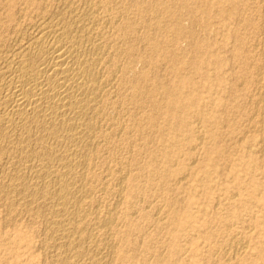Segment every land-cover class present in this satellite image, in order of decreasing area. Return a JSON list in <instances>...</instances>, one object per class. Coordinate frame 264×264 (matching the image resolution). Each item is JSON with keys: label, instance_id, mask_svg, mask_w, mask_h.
Masks as SVG:
<instances>
[{"label": "bare ground", "instance_id": "1", "mask_svg": "<svg viewBox=\"0 0 264 264\" xmlns=\"http://www.w3.org/2000/svg\"><path fill=\"white\" fill-rule=\"evenodd\" d=\"M9 1V0H7ZM12 2V0H10ZM22 1V6L20 5L19 7V12L20 14H18L20 17H24L27 16L29 11H35L36 12V16H35V20L33 22V24H4L0 23V207L2 206L3 208V215L4 217L2 220L5 219V222L11 221L12 219H15L16 215H20L21 213H25V215H27V217L32 218V219H39L42 220L41 223L44 224V226H42V228H44V249L45 251H47V253H49L48 255H50L49 262L48 264H114V255H115V246L118 248L120 245V243L117 245V243L115 244V236L113 235V233L115 232V226H116V222L118 223L119 221L117 220V218L119 219L120 216L122 215H118V211L120 208L122 209L123 205L121 204V206H118V201L114 200L112 202H114V204L106 211H101L100 208L98 210V207H100V201L97 199H94L93 197V187H95V184H98L100 181V178H102L103 176L100 177L101 171L98 170L97 171V166L101 163H106L108 160V155L107 154H111L109 153V149L108 153L105 155L103 152V155L101 154L102 150H105L104 152H106V148L108 149V142L109 140L111 141V139L115 136H118L117 134H119L118 131H120L119 129H121L123 131V129L126 127L127 124V128H129V130H126L130 133V127L128 125H132L134 119L133 116L134 114L130 116L127 115V112H130L128 110L129 107H138L137 110H139V108L141 109H145L149 107V103H150V98L154 97L155 94L151 95V92H149V89L147 90V87H149V83L148 86H146V77L143 75L134 77V76H126L127 73L128 75H130L129 71L132 70V65L134 63L133 58L135 56L132 57L133 51H134V44H132L133 42H135V38L139 36L138 34L135 35L134 39L133 37L129 34V31L132 32V30H126L127 28H133V25L131 24V26L126 28V25H121V23L119 22V24H114V22L112 21V19L110 21L109 20H103L99 15L98 12L101 11V9H103L102 7L104 6V0H20ZM19 1V2H20ZM107 1V0H106ZM105 1V2H106ZM112 1V0H111ZM116 1V0H115ZM126 1V0H125ZM130 1V0H129ZM127 1V2H129ZM132 1V0H131ZM136 1V0H135ZM210 1V0H209ZM247 1V0H246ZM253 1V0H251ZM259 1V0H258ZM264 1V0H263ZM110 2V1H108ZM114 2V1H113ZM112 2V3H113ZM123 2V1H122ZM138 2V0L136 1ZM144 2V1H143ZM142 2V3H143ZM174 2V1H173ZM257 2V0H255V3ZM1 4H4L6 6V9H11L12 5H14V3L11 4H7L9 2L6 3V1L4 0H0ZM111 3V5H112ZM124 3V2H123ZM131 3V2H130ZM148 3V2H147ZM164 3V2H163ZM167 3V2H165ZM241 3V2H240ZM252 3V2H251ZM135 4V2L133 3ZM137 4V3H136ZM138 4H140L138 2ZM175 4V3H174ZM179 4V2H178ZM211 5V3H209ZM243 4V3H242ZM250 4V3H249ZM257 4V3H256ZM3 5V6H4ZM17 5V2H16ZM19 5V3H18ZM108 5V3H107ZM120 5V4H119ZM125 5V4H124ZM127 5V4H126ZM143 5V4H142ZM146 5V4H145ZM168 5V3H167ZM194 5V4H193ZM220 5V4H219ZM239 5V4H238ZM250 5H254V3L250 4ZM264 5V4H263ZM262 5V6H263ZM2 6V5H1ZM106 6V5H105ZM129 6V5H127ZM131 6V5H130ZM135 5L131 6L132 8ZM138 6V5H136ZM169 6V5H168ZM175 8V5H173ZM177 6V5H176ZM205 6V5H202ZM256 6V5H255ZM259 6L260 3H259ZM107 7V6H106ZM105 7V8H106ZM120 7V6H119ZM126 7V6H124ZM130 7V8H131ZM138 7H141V5H139ZM144 7V5H143ZM142 7V8H143ZM163 7V6H162ZM208 7V6H207ZM15 8V7H14ZM13 8V9H14ZM110 8V6H109ZM108 8V9H109ZM123 8V7H122ZM141 8V11H142ZM156 8V7H155ZM165 8V7H164ZM197 8V7H196ZM195 8V9H196ZM201 8V7H200ZM244 8V7H241ZM249 8V7H248ZM248 8L246 9V11L248 10ZM251 8V7H250ZM253 8V7H252ZM258 8V5H257ZM1 9V8H0ZM5 9V7L3 8ZM136 9V8H135ZM173 9V8H170ZM169 9V10H170ZM179 9V8H178ZM254 9V8H253ZM261 9V8H260ZM262 17L261 20L263 18L264 21V6L262 7ZM107 10V9H106ZM112 10V9H110ZM117 10V9H116ZM127 10V8L125 9ZM131 10V9H130ZM163 10V9H162ZM168 10V9H167ZM167 10H163V11H167ZM168 10V11H169ZM202 10V8H201ZM205 10V9H204ZM203 10V11H204ZM242 12L243 9H241ZM240 10V11H241ZM257 10V9H255ZM259 10V9H258ZM12 11V10H11ZM113 11H115L113 9ZM121 11V9H120ZM120 11H115L116 14L118 12V14L120 13ZM124 11V9H123ZM140 11V10H139ZM174 12L176 10H173ZM203 11H200L201 14ZM239 11V12H240ZM1 12V11H0ZM9 12V11H8ZM13 12V11H12ZM107 12V11H106ZM125 12V11H124ZM123 12V13H124ZM135 12V11H134ZM172 12V11H171ZM170 12V13H171ZM173 12V13H174ZM193 12V11H192ZM249 12V11H248ZM257 12V11H255ZM260 12V11H259ZM258 12V14H259ZM5 13V11H4ZM3 13V14H4ZM17 13V12H16ZM33 15V12H31ZM114 13V12H113ZM122 13V12H121ZM126 13V12H125ZM145 13V12H144ZM167 13V12H166ZM179 13V12H178ZM205 13V11L203 12ZM237 13V12H236ZM241 13V12H240ZM7 14V11H6ZM30 14V13H29ZM103 14V13H102ZM127 14V13H126ZM140 14V13H139ZM163 14V13H162ZM165 14V12H164ZM168 14V13H167ZM166 14V15H167ZM194 14V13H192ZM243 14V13H242ZM246 13H244L245 16ZM109 15V14H108ZM121 16L123 14H120ZM133 15V14H131ZM150 15V14H149ZM161 15V14H160ZM173 15V14H171ZM200 15V14H199ZM204 15V14H203ZM210 15V14H209ZM214 15V14H213ZM241 15V14H240ZM239 15V16H240ZM257 14H255L256 16ZM3 16V15H2ZM9 19H10V13H9ZM119 16V17H121ZM137 16V14L135 15ZM134 16V17H135ZM145 16V15H143ZM156 16V15H155ZM217 16V15H216ZM214 16V17H216ZM232 16V15H231ZM238 16V17H239ZM253 16V15H252ZM7 17V16H6ZM6 17H4V19H6ZM14 17V16H13ZM109 17V16H108ZM118 17V16H117ZM124 17V16H123ZM131 17V16H130ZM133 17V18H134ZM149 17V16H148ZM152 17V16H151ZM168 17V16H167ZM236 17V16H235ZM242 17V15H241ZM12 18V16H11ZM15 18V17H14ZM12 18V21L13 19ZM106 18V17H105ZM116 18V16L114 17ZM136 18V17H135ZM134 18V20H136ZM155 18V17H154ZM158 18V17H157ZM171 18V16H170ZM240 18V17H239ZM238 18V19H239ZM247 18V17H246ZM250 18V17H249ZM257 18V17H256ZM34 19V18H33ZM117 19V18H116ZM121 19V18H120ZM127 19V18H126ZM126 19L124 18L125 22ZM144 19V18H143ZM151 19V18H150ZM166 19V18H165ZM179 19V18H177ZM199 19V17H198ZM202 19V18H201ZM204 19V17H203ZM207 19V17H206ZM217 19V18H216ZM252 19V18H250ZM255 19V18H253ZM252 19L253 22H255ZM259 18H257L258 20ZM15 20V19H14ZM25 20V19H24ZM123 20V19H122ZM123 20V21H124ZM139 20V19H138ZM154 20V19H153ZM172 20V18H171ZM180 20V19H179ZM178 20V21H179ZM237 20V19H236ZM243 20V19H241ZM241 20L239 19V21L241 22ZM248 20V19H247ZM256 20V21H257ZM7 21V19L5 20ZM9 21V20H8ZM11 21V20H10ZM9 21V22H10ZM11 21V22H12ZM27 21V20H26ZM115 21V20H114ZM118 21V20H117ZM131 21V20H130ZM146 21V20H145ZM181 21V20H180ZM201 21V20H200ZM204 21V20H203ZM207 20H205L206 22ZM250 21V20H249ZM248 21V22H249ZM2 22V21H0ZM6 22V23H9ZM113 22V23H112ZM137 22V21H136ZM159 22V21H158ZM158 22H157V26H158ZM167 22V21H166ZM170 22V21H169ZM174 22V21H173ZM171 22V23H173ZM182 22V21H181ZM198 22V21H197ZM14 23V21H13ZM24 23V22H23ZM31 23V22H30ZM118 23V22H117ZM138 23V22H137ZM146 23V22H145ZM150 25L151 22H149ZM155 23V22H154ZM168 23V22H167ZM251 23V21H250ZM249 23V24H250ZM162 24V23H161ZM180 24V23H179ZM260 24V23H259ZM140 24H138L139 26ZM143 25V24H141ZM148 25V24H147ZM150 25L148 27H150ZM155 25V24H154ZM153 25V27H155ZM170 25V24H169ZM193 25V24H192ZM208 24H206L207 26ZM253 25V24H252ZM125 26V27H124ZM136 26V27H138ZM146 27V24L144 25ZM143 26V28H145ZM164 26V24H163ZM166 26V25H165ZM174 26V25H173ZM179 26V25H178ZM177 26V27H178ZM240 26V24H239ZM248 26V23H247ZM251 26V24H250ZM185 27V26H184ZM261 27V25H260ZM147 28V27H146ZM162 28V27H161ZM166 28V27H163ZM162 28V29H163ZM179 28V27H178ZM210 28V27H209ZM239 28V27H238ZM247 28V27H246ZM252 28V27H251ZM152 29V27H151ZM161 29V31H162ZM168 29V28H166ZM163 29V30H166ZM171 29V27H170ZM168 29V30H170ZM175 29V28H174ZM181 29V28H180ZM187 29V28H186ZM253 29V28H252ZM251 29V30H252ZM134 30V29H133ZM136 30V29H135ZM148 30V29H147ZM154 30V29H153ZM152 30V32H153ZM158 30V29H157ZM173 30V29H172ZM177 30V28L175 29ZM192 30V29H190ZM260 30V29H258ZM128 31V32H127ZM138 31V30H137ZM145 31V30H144ZM156 31V30H155ZM155 31L153 33H155ZM174 31V30H173ZM249 31V30H248ZM253 31V30H252ZM255 31V30H254ZM149 32V31H147ZM146 32V34H147ZM180 33V31H177ZM250 32V31H249ZM133 33H137L134 32ZM141 33V32H140ZM160 33V32H159ZM175 33V32H174ZM173 33V34H174ZM185 32H183L184 34ZM192 33V32H191ZM238 33V31H237ZM245 33V32H243ZM253 33V32H252ZM257 33V32H256ZM129 34V36H128ZM145 34V35H146ZM150 34V32L148 33ZM233 34V33H232ZM236 34V33H235ZM251 34V33H249ZM248 34V35H249ZM255 34V33H254ZM133 35V34H132ZM160 35V34H159ZM237 35V34H236ZM247 35V34H246ZM258 35V33L256 34ZM143 38H144V34H142ZM156 37V35H154ZM154 36L152 35L151 37L154 38ZM191 36V34H190ZM233 36V35H232ZM238 36V35H237ZM245 36V35H244ZM141 37V36H140ZM148 37V36H147ZM178 37V36H177ZM231 37V36H230ZM235 37V36H234ZM252 37H255L252 36ZM257 37V36H256ZM260 37L258 40V51L257 54L260 56V58H258L259 60L254 61V72H252V76L251 74L249 75L251 78V86H253V94H251L252 97H250V108H249V112L248 113L249 117L251 119H254L253 117H256V120L254 119L253 122V127L255 128V130L258 132L257 134H259L260 136V141H261V147L259 148V152L257 150L258 153L262 154V158L264 157V22L262 24L261 30H260ZM142 38V37H141ZM146 38V36H145ZM144 38V39H145ZM158 38V37H157ZM161 38V37H160ZM242 38V37H241ZM246 38V37H245ZM251 38V37H250ZM140 39V38H139ZM149 39V37L147 38V40ZM168 40H172V38H166ZM236 39V37H235ZM244 38H242L243 40ZM146 40V41H147ZM158 40V39H157ZM163 42L164 39L162 37ZM175 41H177L176 39H174ZM254 40V39H253ZM257 40V39H256ZM140 41V40H138ZM145 41V40H143ZM150 41L151 44V40ZM174 41V42H175ZM249 41V40H248ZM250 41H252L250 39ZM174 42L173 45H174ZM240 42V41H239ZM246 42V41H245ZM256 42V41H255ZM137 43V41H136ZM140 43V42H139ZM146 43V42H145ZM148 43V42H147ZM154 43V41H153ZM161 42H159L160 44ZM166 43V41L164 42ZM167 43L169 44V42L167 41ZM171 43V45H172ZM176 43V42H175ZM200 43V42H199ZM198 43V44H199ZM234 43V42H233ZM237 43V42H236ZM254 43V42H253ZM252 43V44H253ZM257 43V42H256ZM139 45V44H138ZM141 45V44H140ZM152 45V44H151ZM156 45V43H155ZM158 45V44H157ZM164 44L161 43L162 46ZM172 45V46H173ZM146 46V45H145ZM144 46V47H145ZM195 47V45H193ZM198 46V45H197ZM238 46V44H237ZM236 46V47H237ZM251 46V44L249 45ZM257 46V45H256ZM140 47V46H139ZM169 48L173 49V47L168 46ZM166 47V48H168ZM248 47V46H247ZM253 47V46H252ZM136 48V47H135ZM147 48V47H145ZM150 48V47H148ZM152 48V47H151ZM156 48V47H155ZM154 48V49H155ZM165 49V47H163ZM168 48V49H169ZM174 48L175 45H174ZM249 48V47H248ZM254 48V47H253ZM142 49V48H141ZM153 49V48H152ZM159 49L160 48H156ZM168 52H170V50ZM144 50V49H143ZM162 50V49H161ZM160 50V51H161ZM166 50V49H165ZM231 50V49H230ZM256 51V49H253ZM141 51V50H140ZM147 51V50H146ZM145 51V52H146ZM153 51V50H152ZM164 51V50H163ZM175 51H178L175 49ZM174 51V52H175ZM198 51V50H197ZM138 52V49H137ZM136 52V53H137ZM145 52H140L141 53H145ZM148 52V51H147ZM156 52V51H155ZM159 52V51H158ZM157 52V53H158ZM171 52L174 55V52L171 50ZM232 52V50H231ZM246 52V51H245ZM139 53V52H138ZM137 53V54H138ZM149 53V52H148ZM150 52V56H151ZM177 53V52H176ZM175 53V55H176ZM251 53V51H250ZM147 54V53H145ZM163 54V53H162ZM166 54V53H165ZM164 54V55H165ZM169 54V53H168ZM181 54V51H180ZM179 54V56H180ZM256 54V53H255ZM253 52L254 55V59L256 58V55ZM134 55V54H133ZM159 55V53H158ZM161 55V54H160ZM172 55V56H173ZM252 55V54H250ZM249 55V56H250ZM141 56V55H139ZM155 56V55H153ZM171 56V55H169ZM167 56V58L169 57ZM178 56V58H179ZM121 57H125L123 60L124 61H120V59H122ZM144 57V56H143ZM147 57V56H146ZM158 57V56H157ZM177 57V56H176ZM258 57V56H257ZM141 57H139V59H141ZM154 57H152L153 59ZM161 58V57H160ZM163 58V55H162ZM161 58V59H162ZM166 58V56H165ZM173 58V57H171ZM249 58V57H248ZM247 58V60H248ZM136 60H139L137 58H135ZM144 59H146L144 57ZM170 59V57L168 58ZM197 59V58H196ZM239 58H237L238 60ZM257 59V58H256ZM143 60V59H141ZM147 60V59H146ZM141 61V64L143 65L144 61ZM155 60V59H153ZM164 60V59H163ZM162 60V61H163ZM181 61H183L182 59H180ZM241 60V59H240ZM253 60V59H251ZM157 61V60H156ZM161 61V60H159ZM157 61V62H159ZM167 61L168 64H170V60H164ZM192 61V60H191ZM137 62V61H136ZM143 62V63H142ZM173 62V61H172ZM171 62V63H172ZM175 62V60H174ZM178 62V61H177ZM198 62V61H197ZM232 62V61H231ZM237 63H239L238 61H236ZM242 62V61H240ZM245 62L247 63L248 61ZM250 62V61H249ZM252 62V61H251ZM146 66H148L149 64L148 61L145 62ZM151 63V62H150ZM159 65H163L164 63L159 62ZM176 63V62H175ZM174 63V64H175ZM179 63V62H178ZM177 63V64H178ZM193 63V62H192ZM236 63V64H237ZM135 66L137 63H134ZM139 64V63H138ZM140 64V65H141ZM152 64V63H151ZM155 63H153L154 65ZM158 65V63H156ZM155 64V66H157ZM166 64V63H165ZM183 64V63H182ZM232 64V63H231ZM235 64V63H234ZM235 64V65H236ZM243 64V63H242ZM241 64V65H242ZM245 64V63H244ZM252 64V63H250ZM139 65V67H140ZM141 65V67H143ZM152 65V66H153ZM208 65V64H207ZM240 65V64H239ZM246 65V64H245ZM249 65V63H248ZM254 65L252 67H254ZM154 66V67H155ZM177 66V65H176ZM175 66V68H176ZM238 66V65H237ZM251 66V65H250ZM250 66L248 68H250ZM149 67V66H148ZM162 67V66H161ZM168 67V66H166ZM164 65V68H166ZM172 67V66H171ZM197 67V66H196ZM236 67V66H235ZM241 69L243 70L242 66H240ZM135 68V67H134ZM160 68V66H159ZM163 68V67H162ZM174 68V69H175ZM247 67H245L244 69H248ZM136 69V68H135ZM148 69V68H147ZM146 69V70H147ZM157 69V68H156ZM170 69V67H169ZM173 69V70H174ZM179 69V68H177ZM193 69V68H192ZM237 69V68H234ZM233 69V70H234ZM239 69V68H238ZM251 69V68H250ZM248 69V71L250 70ZM253 69V68H252ZM139 70V69H138ZM153 70V69H152ZM203 70V69H202ZM246 70H243L246 72ZM136 71V70H135ZM134 72L137 73V72ZM142 71V70H141ZM149 71V70H148ZM156 71V70H155ZM158 71V70H157ZM170 71V70H169ZM172 71V70H171ZM180 72V70H178ZM232 71V69H231ZM252 71V70H250ZM144 72V69H143ZM142 72V74H143ZM147 72V71H146ZM146 72H144L146 74ZM152 72V71H151ZM150 72V73H151ZM159 72V71H158ZM167 72V69L166 71ZM244 72V74H245ZM139 73V71H138ZM137 73V75H138ZM149 73V72H148ZM147 73V74H148ZM149 73V74H150ZM157 73V72H156ZM182 73V72H181ZM250 73V72H248ZM141 74V73H140ZM159 74V73H158ZM161 74V72H160ZM176 74V73H175ZM236 74V73H235ZM243 73L240 74L241 76L244 75ZM132 75V74H131ZM150 75H153L150 74ZM155 75V74H154ZM166 75V74H165ZM173 75L174 74H171ZM180 75V74H179ZM184 74H182L181 76H183ZM239 75V76H240ZM246 75V74H245ZM248 75H247V79H248ZM149 77V75H147ZM162 79H163V75ZM160 76V79H161ZM187 76V75H186ZM235 76V75H234ZM240 76V77H241ZM145 77V78H144ZM167 77V76H166ZM155 79V76L152 77ZM158 78V77H157ZM168 78V77H167ZM165 78V79H167ZM185 77H183L184 79ZM188 78V77H186ZM150 79V77L148 78ZM153 79V80H154ZM160 79L158 78V80H156L157 82H160ZM171 78L169 77V80ZM179 79V78H178ZM181 79V78H180ZM179 79V80H180ZM245 80V78H243ZM246 79V80H247ZM152 80V81H153ZM186 80V79H184ZM190 80V79H189ZM239 80V79H238ZM148 81V80H147ZM154 81V82H156ZM166 81V80H165ZM168 81V80H167ZM173 81V80H172ZM178 81V80H177ZM182 81V80H181ZM196 81V80H195ZM218 81V80H217ZM243 81V80H241ZM151 83V81H149ZM156 82V83H157ZM160 84L164 81L160 82ZM234 82V81H233ZM238 82V81H237ZM244 82V81H243ZM250 82V81H249ZM167 83H170L169 81ZM166 83V84H167ZM179 83V82H178ZM183 83V81H182ZM192 83V82H191ZM240 83V80H239ZM153 84V83H152ZM157 84V85H158ZM177 84V83H174ZM197 84V83H196ZM199 84V83H198ZM236 84V83H235ZM151 85V84H150ZM154 85V84H153ZM156 85V84H155ZM168 85V84H167ZM178 85V84H177ZM181 85V84H180ZM190 85H194V84H190ZM237 85V84H236ZM241 85V84H240ZM173 86V85H171ZM183 86V85H182ZM185 86V85H184ZM243 86V85H242ZM240 86V87H242ZM154 87V86H153ZM170 87V85L167 86V88ZM179 87V86H178ZM193 86H191L192 88ZM239 87V86H238ZM237 87V88H238ZM247 87V86H246ZM156 88V86H155ZM173 88V87H172ZM177 88V87H176ZM174 88V89H176ZM185 88V87H183ZM182 88V89H183ZM233 88V87H232ZM235 88V87H234ZM243 88V87H242ZM252 88V87H251ZM158 89V88H157ZM179 89L178 90H182ZM188 91V88H186ZM195 89V88H194ZM241 89V88H240ZM151 90V89H150ZM153 90V89H152ZM161 90V87H160ZM163 90V87H162ZM170 100H169V107H170V116L171 118H173V122L172 124H170V126L172 127V133H173V137L175 138V142L177 144V149H178V139H176V134L181 133V140L184 143H186V148L188 147L187 144L189 145V143L193 146V144L195 145V143L200 142V137H201V130L199 131L198 126L196 127L197 129L195 130L194 127L192 129H190L189 127V123H191V121L188 123V121L183 117H181L183 114V110L185 107V105L182 103L179 94H177L178 92H172V89H170ZM155 92H157L156 90H154ZM153 91V92H154ZM174 91V90H173ZM176 91V90H175ZM184 91V90H183ZM182 91V92H183ZM186 91V92H187ZM193 91V89L191 90ZM197 91V89H196ZM252 91V90H251ZM160 92V91H159ZM166 92V91H165ZM181 92V93H182ZM194 92V91H193ZM233 92V91H232ZM161 93V92H160ZM159 93V96H160ZM180 93V92H179ZM196 93V92H194ZM193 93V94H194ZM215 93V92H214ZM252 93V92H250ZM168 95V93H166ZM171 94L172 96L175 95V97H173V100H171ZM174 94V95H173ZM183 94V93H182ZM185 94V93H184ZM187 94V93H186ZM189 94H191V92H189ZM191 94V95H193ZM200 94V93H199ZM236 94V93H235ZM249 94V93H248ZM158 95V93H157ZM156 95V98H157ZM163 95H165V93H163L160 97H164ZM190 95V96H191ZM232 95V94H231ZM184 96V95H183ZM195 96V95H194ZM233 96V95H232ZM189 97V96H188ZM199 97V96H198ZM159 98V97H158ZM214 98V97H213ZM218 98V96L216 97ZM249 98V97H248ZM161 99V98H160ZM164 99V98H163ZM168 99V97H167ZM184 99V98H183ZM187 99V98H186ZM233 99V98H232ZM156 100V99H154ZM152 101L153 103L155 101ZM159 100V99H157ZM156 100V102H157ZM165 100V99H164ZM200 100V99H199ZM198 100V101H199ZM222 100V99H221ZM248 100H246L247 103ZM155 102V103H156ZM160 102V101H159ZM158 102V104H159ZM163 102V101H162ZM188 102V101H187ZM186 102V103H187ZM212 102V101H211ZM165 103V101L163 102V104ZM232 103V102H231ZM166 104V103H165ZM164 104V106H165ZM192 104V103H191ZM153 107L156 105L154 104H150ZM187 105V104H186ZM212 105V104H210ZM216 105V104H215ZM236 105V104H234ZM162 106V105H161ZM192 106V105H191ZM242 106V105H241ZM168 107V106H167ZM168 107V108H169ZM209 107V106H207ZM243 107V106H242ZM151 108V106L149 107ZM165 108V107H164ZM194 108V107H193ZM206 108V107H205ZM232 108V107H231ZM132 109V108H131ZM135 109V108H134ZM155 110V107L153 108ZM158 109V107L156 108ZM160 109V108H159ZM158 109V110H159ZM166 109V108H165ZM164 109V110H165ZM224 109V108H223ZM236 109V108H235ZM239 109V108H238ZM242 109V108H241ZM137 110H132V112L137 113ZM147 110V109H146ZM152 110V109H151ZM162 110V111H164ZM167 110V109H166ZM165 110V111H166ZM187 110V108H186ZM190 110V109H189ZM195 110V109H194ZM209 110V109H208ZM140 111V110H139ZM149 111V110H148ZM156 111V110H155ZM169 111V110H168ZM211 111V110H210ZM229 111V110H228ZM237 111V110H236ZM241 111V110H240ZM143 112V111H142ZM147 111H145L146 113ZM150 112V111H149ZM201 112V110H200ZM199 112V113H200ZM207 112V111H206ZM135 113V114H136ZM139 113V112H138ZM151 113V112H150ZM154 113V112H153ZM158 113V111H157ZM156 113V114H157ZM195 113L197 114V110L195 111ZM198 113V114H199ZM217 113V112H216ZM218 113H222L219 112ZM225 113V110L224 112ZM222 113V114H223ZM237 113V112H236ZM245 113V111H244ZM142 114V113H141ZM140 114V115H141ZM144 114V113H143ZM166 114V113H165ZM209 114V113H207ZM241 114V113H240ZM120 115L121 120L118 118V116ZM137 115V114H136ZM135 115V116H136ZM151 115V114H150ZM147 112V114L145 116H143V120L146 119L145 122H147V120H149L148 122H150V124L147 123V125H151V129L152 126H156L158 123V126L160 125L159 122L160 120L157 122L155 120V116H153L154 118H150V116ZM161 115V114H160ZM188 115V114H186ZM190 115V114H189ZM211 115V114H210ZM217 115V114H215ZM228 115V113H227ZM223 116V117H227ZM237 115V114H236ZM134 116V117H135ZM141 116V118H142ZM163 116V114H162ZM161 116V117H162ZM166 116V115H165ZM168 116V115H167ZM168 116V118L170 117ZM192 116V114H191ZM195 116V115H193ZM200 116V115H199ZM205 116V115H204ZM203 116V117H204ZM212 116V115H211ZM222 116V115H221ZM219 115V117H221ZM231 116V114H230ZM244 116V114H243ZM137 117V116H136ZM202 117V116H201ZM213 117V116H212ZM211 117V118H212ZM216 117V116H215ZM237 117V116H236ZM247 117V116H246ZM117 118V120L119 119L120 123L118 122H114V120ZM165 118V117H164ZM187 118V117H186ZM189 118V117H188ZM187 118V119H188ZM205 118V117H204ZM210 118V119H211ZM230 118V117H229ZM233 118V117H232ZM235 118V117H234ZM248 118V117H247ZM249 118V119H250ZM137 119V118H136ZM140 119V118H139ZM159 119V118H156ZM161 119V118H160ZM202 119V118H201ZM207 119V118H206ZM218 119V118H217ZM225 119V118H224ZM141 120V121H143ZM163 120V119H162ZM166 120V119H165ZM169 120V119H168ZM166 120V121H168ZM203 120V119H202ZM208 120V119H207ZM220 120V119H219ZM219 120L213 119V121L211 122V127L215 126ZM233 120V119H232ZM238 120V119H237ZM138 121V119L136 120ZM165 121V122H166ZM172 121V120H171ZM170 121V122H171ZM223 121V120H222ZM227 121V120H226ZM225 121V122H226ZM245 121V120H244ZM203 122V121H202ZM237 122V121H236ZM117 123V124H115ZM208 123V122H207ZM220 123V122H219ZM238 123V122H237ZM242 123V122H241ZM244 123V122H243ZM248 123V122H247ZM134 125L137 124L138 128L139 125L142 124V122H138V123H133ZM162 124V122H161ZM167 124V123H166ZM165 124V125H166ZM225 124V123H224ZM130 125V126H131ZM144 124H142L143 126ZM163 125V124H162ZM191 125V124H190ZM209 125V124H208ZM251 125V126H252ZM133 126V125H132ZM146 126V124H145ZM194 126V125H193ZM201 126V124H200ZM207 126V125H206ZM244 126V125H243ZM141 127V125H140ZM148 127V128H149ZM160 127V126H159ZM192 127V126H191ZM202 127V126H201ZM211 127L206 128V135L208 137H216L217 133H216V127L210 129ZM225 127V126H224ZM227 127V126H226ZM225 127V129H226ZM247 127V126H246ZM245 127V128H246ZM132 128V127H131ZM135 128H137L135 126ZM138 128L136 129L137 131ZM143 128V127H142ZM142 128L140 129V131H143ZM145 128V127H144ZM143 128V129H144ZM244 128V129H245ZM154 129H156L157 131V126L156 128L154 127ZM153 129V130H154ZM162 129V128H160ZM159 129V130H160ZM170 129V128H168ZM204 129V128H203ZM232 129V127H231ZM234 129V128H233ZM146 130L147 129L146 127ZM221 130V129H220ZM121 131V132H122ZM136 131V132H137ZM149 131H147V134L149 133ZM161 131V130H160ZM163 131V130H162ZM161 131V132H162ZM169 131V130H168ZM238 131V130H237ZM236 131V132H237ZM244 131V130H243ZM242 131V132H243ZM120 132V133H121ZM132 134H134L133 130L131 131ZM151 132V131H150ZM155 132V131H153ZM158 132V131H157ZM164 132V131H163ZM167 131L165 130V133ZM227 132V131H226ZM255 132V131H254ZM253 132V133H254ZM142 133V132H141ZM146 133V131H145ZM144 133V134H145ZM168 133V132H167ZM205 133V132H204ZM240 133V132H239ZM246 133V132H245ZM138 134V132H137ZM143 134V133H142ZM148 139L151 136V134L147 135ZM164 134V133H163ZM225 134V133H224ZM232 134V133H231ZM135 135V134H134ZM139 135L140 132H139ZM137 135V137L139 136ZM168 135V134H167ZM171 135V134H170ZM204 135V134H202ZM234 135V134H233ZM237 135V134H236ZM252 135V134H251ZM122 136V135H121ZM129 136V135H127ZM163 136V135H162ZM119 137V136H118ZM117 137V138H118ZM126 138V136H123V138ZM130 137H134V136H130ZM137 137H134L135 139H138ZM141 137V136H139ZM143 138H145L144 136H142ZM155 137V136H154ZM169 137V136H168ZM172 137V138H173ZM254 137V136H253ZM252 137V138H253ZM120 138V137H119ZM121 138V139H123ZM141 138V139H143ZM153 138V137H152ZM166 138V137H165ZM171 138V137H170ZM206 138V137H205ZM238 138V137H237ZM242 138V137H241ZM127 139V138H126ZM133 138H131L132 140ZM156 139V138H155ZM163 139V138H162ZM214 139V138H213ZM221 139V138H219ZM223 139V138H222ZM227 139V138H226ZM232 139V137H231ZM254 139V138H253ZM114 140V139H113ZM119 141V139H117ZM147 140V137L146 139ZM174 140V139H172ZM209 140V139H208ZM212 140V139H211ZM244 140V139H243ZM124 141V140H123ZM122 141V142H123ZM126 141V140H125ZM128 141H129V137H128ZM139 142H141L140 140H137ZM143 141V140H142ZM151 141V140H150ZM216 141V140H215ZM235 141V140H234ZM258 141V140H257ZM112 142V141H111ZM110 142V144H111ZM131 142V141H129ZM129 142H127V144L129 145ZM146 144L149 141H144ZM194 142V143H193ZM202 142V141H201ZM213 142V141H212ZM218 142V140H217ZM245 142V141H243ZM117 143V141L115 142ZM120 143V142H119ZM143 143V142H142ZM142 143H138L140 145H142ZM260 143V142H259ZM257 142V144H259ZM114 144V142L112 143ZM122 144V143H120ZM132 144V143H131ZM135 144V143H133ZM137 144V142H136ZM167 144V143H166ZM172 144V143H170ZM175 144V143H173ZM182 144V143H181ZM204 144V143H203ZM253 144L251 143H247L245 142L244 147L246 148L245 151L247 152L246 154L249 155V153H253L250 149V145ZM256 144V145H257ZM117 145V144H116ZM119 145V144H118ZM124 145V143H123ZM126 145V144H125ZM153 145V144H152ZM164 145V144H163ZM198 145H202V143H199ZM211 145V144H210ZM228 145V144H227ZM255 145V146H256ZM98 146H100V150L98 148ZM104 148H103V147ZM110 146V145H109ZM121 146V145H120ZM134 146V145H133ZM138 146V145H137ZM148 146V144L146 145ZM146 146H144L145 148H147ZM155 146V145H154ZM181 146V145H180ZM185 146V145H182ZM197 146V145H196ZM204 145H202L203 147ZM215 146V145H214ZM254 146V147H255ZM119 147V146H118ZM125 147V146H124ZM130 147V146H128ZM144 147L142 146V150H146L144 149ZM152 147V146H151ZM157 147V146H156ZM161 150H158L159 152L156 154L157 159L160 158V162L162 161V164H154L156 165L154 168L153 166L150 167L151 171L150 173V181L152 180V183L156 182L158 179L160 185L157 183V185L160 186V189H163L167 191V187L169 186V183L172 182V185H178L180 184L179 182L182 183V179L183 178V172L184 170L181 172V170H179V168L177 167H172L171 165H169V162H171V159L173 157V153L172 152H177V151H173L172 146L167 147L166 145H164ZM174 147V146H173ZM195 147V146H194ZM225 147V146H224ZM229 147H232L231 145ZM228 147V148H229ZM252 147V146H251ZM253 147V148H254ZM257 147V146H256ZM111 148V147H110ZM117 148V147H116ZM120 148V147H119ZM123 148V147H122ZM176 148V147H174ZM182 150L181 152L184 153L181 156H188L190 157L193 154V148L190 146L189 148H192L190 150L186 149ZM198 148V147H197ZM201 148V147H200ZM199 148V149H200ZM208 148V147H207ZM217 148V147H215ZM223 148V147H221ZM234 148V147H233ZM130 150L132 148H129ZM137 149V148H136ZM139 149V148H138ZM157 149V148H156ZM196 149V148H195ZM194 149V150H195ZM197 149V150H199ZM226 149V151L228 150L226 147L224 148ZM232 149V148H231ZM256 149V148H255ZM126 150V149H123ZM142 150H140L141 154H142ZM179 150V149H178ZM196 150V151H197ZM210 150V149H209ZM216 150V149H215ZM117 151V150H115ZM129 151V150H128ZM127 151V152H128ZM132 151V156L136 153ZM139 151V150H138ZM204 151V150H203ZM224 150H222L223 153ZM236 151V150H235ZM122 152V153H121ZM121 154H124L123 151H121ZM157 152V150L155 151ZM154 152V153H155ZM202 152V151H201ZM216 152V151H215ZM234 152V151H233ZM255 152V151H254ZM131 153V152H130ZM134 153V154H133ZM178 153V152H177ZM209 153V152H208ZM221 153V152H220ZM225 153V152H224ZM146 154V151H145ZM196 155V153H194ZM226 154V153H225ZM223 154V155H225ZM114 155V154H112ZM127 153H126V158H127ZM137 155V154H136ZM144 155V153H143ZM142 155V156H143ZM148 155V154H147ZM147 155H145L147 157ZM155 155V154H154ZM153 154L151 156L148 157H152L154 156ZM177 155V154H175ZM202 155V154H201ZM254 155V154H252ZM129 156V155H128ZM135 156V155H134ZM133 156V157H134ZM179 157V153L177 155ZM199 156V155H198ZM197 156V157H198ZM205 156V155H204ZM202 156V158L204 157ZM209 156V155H208ZM231 156V155H230ZM229 156V157H230ZM121 157V156H120ZM136 157V156H135ZM134 157V159H135ZM154 157V158H156ZM207 157V156H205ZM243 157V156H242ZM250 157V156H249ZM111 158V156H110ZM109 158V159H110ZM114 158V157H113ZM125 158V157H124ZM124 160H127V159ZM132 158V157H130ZM142 158V161L143 157ZM140 158V159H141ZM150 158L149 162H150ZM154 158L152 157L151 159H153L152 161H154ZM176 158V157H173ZM182 158V157H181ZM232 158V157H231ZM230 158V159H231ZM123 159V158H122ZM148 159H146L145 161H147ZM189 159V158H188ZM205 159V158H204ZM212 159V158H211ZM215 159V158H214ZM248 159V158H247ZM251 159V158H250ZM249 159V160H250ZM132 160V159H131ZM139 160V158H138ZM173 160V159H172ZM176 160L179 162V158H176ZM175 160V163H176ZM194 160V157H193ZM196 160H199L198 158H196ZM194 160V161H196ZM202 160V159H201ZM206 160V159H205ZM252 160V159H251ZM263 160V159H262ZM118 161V160H117ZM137 161V158H136ZM156 161V159H155ZM154 161V162H155ZM174 161V160H173ZM187 161V160H186ZM225 161V160H224ZM231 161V160H230ZM256 161V160H255ZM122 162V160H121ZM131 162V161H130ZM134 162V161H133ZM141 162V161H140ZM144 162V161H143ZM143 162H141V164H143ZM148 162V163H149ZM153 162V163H154ZM177 162V165H179V163ZM182 162V161H181ZM199 163V161H197ZM196 162V163H197ZM202 163H204V161H201ZM248 162V160H247ZM127 163V161H126ZM128 163H129V159H128ZM127 163V164H128ZM135 163V162H134ZM139 163V162H137ZM147 163V162H146ZM157 163V162H155ZM184 163V161H183ZM186 163V162H185ZM190 163V162H189ZM192 163V162H191ZM194 163V162H193ZM215 163V162H214ZM119 164V163H118ZM117 164V165H118ZM121 164V163H120ZM140 164V163H139ZM135 165L136 167H138V165ZM151 164V163H150ZM205 164V163H204ZM209 164V163H208ZM224 164V163H223ZM245 164V163H244ZM248 164V163H247ZM110 165V164H109ZM183 165V164H182ZM181 165V166H182ZM198 165V164H197ZM203 165V164H201ZM230 165V164H229ZM264 165V164H263ZM101 166V165H100ZM123 169H124V164L122 165ZM122 166L119 167V169H122ZM134 166V167H135ZM142 166V165H141ZM185 166V165H184ZM200 166V165H198ZM248 166V165H246ZM252 166V165H250ZM259 166V165H258ZM262 166V165H261ZM113 167V165H112ZM129 169V166H127ZM144 167V166H143ZM153 167V169H152ZM201 167V166H200ZM225 167V165H224ZM127 169V170H128ZM133 169V167H132ZM131 169V170H132ZM138 169H141V167H138ZM197 169V166H196ZM199 169V167H198ZM223 169V168H222ZM248 169H250V167H248ZM247 169V170H248ZM109 173L112 172V170H110V168L107 166L106 169ZM118 170V169H117ZM125 170V169H124ZM137 170V169H135ZM134 170V171H135ZM186 170L187 166H186ZM185 170V171H186ZM191 170V167H190ZM201 170V169H200ZM203 170V169H202ZM100 171V173H99ZM119 171V170H118ZM129 171V170H128ZM140 171V170H138ZM136 171V172H138ZM144 170L142 169L141 173H145L143 172ZM146 171V170H145ZM189 171V170H188ZM187 171V172H188ZM195 171V170H194ZM191 171V172H194ZM204 171V170H203ZM223 171V170H222ZM123 172V171H120ZM133 172V170H132ZM130 172V173H132ZM135 172V173H136ZM196 172V171H195ZM226 172V170H225ZM228 172V171H227ZM226 172V173H227ZM261 172V171H260ZM115 173V172H114ZM125 173V171L123 172ZM123 173H117L118 176H114V179L116 178L117 182H118V190L116 188H114V190L116 189L117 191H119L120 189V184L122 183L124 176ZM127 173V172H126ZM125 173V174H126ZM130 173H127L128 175H130ZM140 173V174H141ZM181 173V175H180ZM107 174V173H106ZM133 174V173H132ZM139 174V172H138ZM146 174V173H145ZM144 174V176H145ZM191 174V173H190ZM223 174V173H222ZM112 175V174H111ZM110 175V176H111ZM148 175V173L146 174V176ZM188 175V174H186ZM185 175V177H187ZM210 175V174H209ZM142 176V174H141ZM145 176V178H147ZM190 176V175H189ZM188 176V177H189ZM193 176V175H191ZM214 176V175H213ZM224 176V175H223ZM222 176V177H223ZM229 176V175H228ZM245 176V174H244ZM125 177H127L125 175ZM130 177V176H129ZM221 177V176H220ZM232 177V176H231ZM237 177V176H236ZM239 177V176H238ZM246 177L249 179L250 182V188H251V195L247 198L242 196L241 194V190L245 189L244 187L241 188V186L239 187V185H237L236 187H233L232 192L229 193L228 188L226 187L225 189H222L219 191V196L217 197V199L220 198V196L229 197L232 198V200H236V203H241L243 204L244 207H246L248 209L249 212V216H250V222H256L257 226L260 224H264V220L260 221V218L264 217L263 215H259L257 216L256 214V209L260 210V212H264V202H261L262 199V185L258 183V181L255 179L254 177V173L249 170L247 171ZM132 178V177H130ZM137 178V177H136ZM191 178V177H190ZM226 178V177H225ZM135 179V178H134ZM141 179V177L139 178ZM187 179V178H186ZM205 179V178H204ZM130 180V179H129ZM137 180V179H136ZM142 180V179H141ZM145 180V179H144ZM244 180V179H243ZM107 181V180H106ZM109 181V180H108ZM128 181V179H127ZM139 181V180H138ZM230 181V180H229ZM235 181V180H234ZM105 182V180H104ZM113 182V181H112ZM115 182V183H117ZM124 182V181H123ZM143 182V181H142ZM141 182V183H142ZM147 183V180L145 181ZM188 182V181H187ZM241 182V181H240ZM102 183V182H101ZM100 183V184H101ZM126 183V182H124ZM123 183V185L125 186V184ZM128 183V182H127ZM132 183V182H130ZM145 183V185L142 186H147V184ZM224 183V182H223ZM234 183V182H232ZM243 183V182H242ZM247 183V182H246ZM107 184V183H106ZM111 184V183H110ZM133 184V183H132ZM137 184V183H135ZM144 184V183H143ZM149 184H151L149 182ZM170 184V185H171ZM225 184V183H224ZM231 184V183H230ZM109 185V184H108ZM108 185H105L108 188ZM122 185V184H121ZM122 185V186H123ZM129 185V183H128ZM127 185V186H128ZM134 185V184H133ZM182 185H184L182 183ZM181 185V186H182ZM204 185V184H203ZM209 185V184H208ZM102 186V185H101ZM110 186V185H109ZM112 186V185H111ZM123 186V187H124ZM153 187H155V185L152 184ZM156 187V188H159ZM180 186V185H179ZM213 186V184H212ZM235 186V185H234ZM122 187V188H123ZM151 187V186H149ZM152 187V188H153ZM186 187V186H185ZM100 188V187H99ZM104 188V185L102 187V189ZM113 188V187H111ZM128 188H131V186ZM135 188V191L137 194L142 193L143 189L141 186L137 185ZM144 188V187H143ZM146 188V187H145ZM173 188V186H172ZM170 188V190H175L176 188H178V186L175 189ZM181 188V187H180ZM184 188V187H183ZM95 189V188H94ZM98 189V188H97ZM101 189V190H102ZM132 189V188H131ZM148 189V188H147ZM154 189V188H153ZM186 189V188H185ZM184 189V191H186ZM190 189V188H189ZM204 189V188H203ZM202 186H201V190ZM100 190V191H101ZM105 190V191H104ZM114 190H112V192H114ZM115 190V191H116ZM121 190V189H120ZM125 190L128 191V189H126L125 186ZM157 189V191H159ZM178 190V189H177ZM180 190V189H179ZM191 190V189H190ZM209 190V189H208ZM212 190V189H211ZM99 191V190H98ZM111 191V190H110ZM122 191V190H121ZM124 191V190H123ZM126 191V192H127ZM131 191V190H130ZM147 191V190H146ZM151 191V190H150ZM149 191V192H150ZM155 191V190H154ZM153 191V193H154ZM103 192H106L105 194L110 195L109 190L107 189H103ZM133 192V191H132ZM144 192V191H143ZM148 192V193H149ZM162 192V191H161ZM177 192V191H176ZM180 192V191H179ZM188 192V191H187ZM115 193V192H114ZM146 193V192H145ZM152 193V194H153ZM182 193V191H181ZM180 193V194H181ZM185 193V192H183ZM213 193V192H212ZM217 193V192H216ZM97 194V193H96ZM119 194H122V192ZM118 194V195H119ZM128 195V193H126ZM133 194V193H132ZM135 194V193H134ZM151 194V195H152ZM159 194V193H158ZM168 194V193H167ZM177 196V193H174ZM173 194V196H174ZM203 194V193H202ZM113 195V193H112ZM130 195V192H129ZM136 195V194H135ZM145 195V194H142ZM142 195H138L139 197H141ZM149 195V194H148ZM155 195V194H154ZM153 195V196H154ZM160 195V194H159ZM165 195V194H164ZM179 195V194H178ZM230 195V196H229ZM241 195V197H240ZM116 196V194H115ZM150 196V195H149ZM161 196V195H160ZM167 196V195H166ZM183 196V195H182ZM200 196V195H199ZM211 196V195H210ZM236 196V198H235ZM238 196V197H237ZM124 197V195H123ZM135 197V196H133ZM156 197V196H155ZM172 197V196H171ZM204 197V195H203ZM214 197V196H213ZM109 198V197H108ZM115 198V197H114ZM117 198V197H116ZM136 198V197H135ZM151 198V197H150ZM149 198V199H150ZM159 198V197H158ZM160 198H164L163 196ZM174 199V197H172ZM206 198V196H205ZM227 198V199H229ZM264 198V197H263ZM119 199V198H118ZM121 199V198H120ZM139 199V198H138ZM143 199V197H142ZM154 199V197H153ZM167 199V198H166ZM172 199V200H173ZM177 199V197H176ZM181 199V198H180ZM207 199V198H206ZM221 199V198H220ZM226 199V198H225ZM224 199V200H225ZM117 200V199H116ZM140 200V199H139ZM145 200V199H144ZM143 200V201H144ZM168 201H170L169 199H167ZM171 200V201H172ZM182 200V199H181ZM186 200V199H185ZM216 200V199H215ZM223 200V199H222ZM223 200V203H224ZM103 201V200H102ZM120 201V200H119ZM123 201V200H122ZM138 201V200H136ZM151 201L152 198H151ZM161 201V200H160ZM174 201V200H173ZM176 201V200H175ZM174 201V202H175ZM213 201V200H212ZM220 201V200H218ZM226 201V200H225ZM125 202V200H124ZM135 203V201H133ZM150 202V201H149ZM166 202V201H165ZM184 202V200H183ZM214 202V201H213ZM231 202V201H230ZM142 203V202H141ZM163 203V202H162ZM180 203V202H179ZM217 204H219L218 202H216ZM235 203V201L233 202ZM129 204V202H128ZM140 203L136 202L135 205H137ZM145 204V202H144ZM154 204V202L152 203ZM159 204V203H158ZM173 204V203H172ZM183 204V203H182ZM195 204V203H194ZM202 204V203H201ZM200 204V205H201ZM215 204V206L217 205ZM104 205V204H102ZM110 205V204H109ZM143 205V203H142ZM149 205V204H148ZM171 203L167 202L166 206L168 207L167 211L166 208L165 209H161V208H157L155 205V207L157 208L156 210H152L153 212L156 211L154 214L157 217V215L162 214L163 216L170 214L172 215V217L175 216V213L173 212L174 210L172 208H170ZM184 205V204H183ZM206 205V204H205ZM212 205V204H209ZM239 205V204H238ZM105 206V205H104ZM103 206V208H105ZM126 206V205H125ZM124 206V207H125ZM152 206V205H151ZM159 206V205H158ZM162 206V205H161ZM160 206V207H161ZM165 206V205H164ZM172 206V205H171ZM174 206V205H173ZM177 206V205H176ZM178 206H180L178 204ZM188 206V205H187ZM225 206V205H224ZM223 206V207H224ZM227 206V205H226ZM225 206V207H226ZM102 207V206H101ZM117 207L119 209H117ZM131 207V206H130ZM136 207V206H135ZM133 207V209L135 208ZM138 207V206H137ZM141 206H139L140 208ZM184 207V206H183ZM192 207V206H191ZM102 208V209H103ZM142 208V207H141ZM140 208V209H141ZM146 208H149L148 206H146ZM164 208V207H163ZM213 208V207H212ZM218 208V207H216ZM228 208H231L228 206ZM48 210V213L45 214V210ZM106 209V208H105ZM120 209V210H121ZM127 209V208H126ZM125 209V210H126ZM131 209V208H130ZM184 209V208H183ZM206 209V208H204ZM215 209V207H214ZM233 209V208H232ZM241 209V208H240ZM136 210V209H134ZM142 210V209H141ZM141 210L138 212L140 213ZM173 210V211H172ZM182 210V209H180ZM207 210V209H206ZM217 210V209H216ZM215 210V211H216ZM231 210V209H230ZM124 211V210H123ZM122 211V212H123ZM128 213L129 211L126 210ZM125 211V212H126ZM151 211V209H150ZM151 211V212H152ZM194 211V209H193ZM212 211V210H211ZM214 211V210H213ZM213 211L211 213H213ZM221 211H224L221 210ZM226 211V210H225ZM239 211V210H238ZM241 211V210H240ZM239 211V212H240ZM47 212V211H46ZM131 212V210H130ZM133 212V211H132ZM131 212V213H132ZM143 212V210H142ZM145 212V210H144ZM152 212V215H153ZM168 212V213H167ZM180 212V211H179ZM242 212V211H241ZM218 213V212H217ZM223 213V212H222ZM258 213V212H257ZM120 214V213H119ZM125 213H123L124 215ZM137 214V213H136ZM142 214V213H140ZM145 214V213H144ZM181 214V213H180ZM225 214V213H224ZM228 214V213H227ZM226 214V215H227ZM234 214V213H233ZM240 214V213H239ZM133 215V214H132ZM139 215V214H138ZM150 215V214H149ZM148 214L144 215V218H149ZM193 215V214H192ZM210 215V214H209ZM214 215V214H212ZM230 215V214H229ZM247 215V214H246ZM119 216V217H118ZM127 217H129L128 215H126ZM131 216V215H130ZM161 216V215H160ZM159 216V217H160ZM14 217V218H13ZM18 217V216H17ZM132 219L134 218L133 216H131ZM138 217V216H137ZM140 217V216H139ZM143 217V216H142ZM153 217V216H152ZM162 217V216H161ZM170 217V216H168ZM176 217V216H175ZM124 218V216H123ZM121 216V219H123ZM180 219V217L177 216V219ZM207 218V217H206ZM210 218V217H209ZM212 218V217H211ZM214 218V217H213ZM221 218V217H220ZM224 218V217H223ZM130 219V218H129ZM158 219V218H157ZM157 219H155L156 221H158ZM164 219V218H163ZM167 219H171V218H167ZM166 219V220H167ZM241 219V218H240ZM131 220V219H130ZM129 220V221H130ZM135 219H133L134 221ZM138 219H136L137 221ZM154 220V222H155ZM172 220V219H171ZM176 220V219H175ZM185 220V219H184ZM200 220V219H199ZM216 220V218H215ZM215 220L213 219V221L215 222ZM243 220V218H242ZM245 220V219H244ZM20 221V220H19ZM28 221V220H27ZM142 221V220H141ZM174 221V219H173ZM177 221V220H176ZM222 221V219H221ZM17 222V221H16ZM34 222V221H33ZM37 222V220L35 221ZM39 222V221H38ZM124 222V221H123ZM126 222V221H125ZM124 222V223H125ZM128 222V221H127ZM131 222V221H130ZM129 222V223H130ZM140 222V221H139ZM146 222V221H145ZM184 222V221H183ZM226 222V220L224 221ZM228 222V220H227ZM241 222V221H239ZM120 223V222H119ZM122 223V222H121ZM134 223V222H132ZM141 223V222H140ZM143 224H145L144 222H142ZM151 223V222H150ZM153 223V222H152ZM186 223V222H185ZM202 223V222H201ZM218 223V222H215ZM223 223V222H222ZM242 223V222H241ZM42 224V225H43ZM142 224V226H143ZM156 222L153 224L155 225ZM221 224V223H220ZM255 224V223H254ZM253 223L251 224L252 227L254 225ZM118 225V224H117ZM126 224L122 225L125 226ZM129 225V224H128ZM137 225V224H136ZM140 225V224H139ZM138 225V226H139ZM152 225V226H153ZM165 225V224H163ZM162 225V226H163ZM168 225V224H167ZM166 225V226H167ZM181 225V224H180ZM193 225V224H192ZM191 225V227H192ZM195 225V224H194ZM198 225V223L196 224ZM195 225V226H196ZM213 225V223H212ZM224 225V224H223ZM239 226L241 225H245V223H242L241 225L238 224ZM4 226V225H3ZM15 226V225H14ZM135 227L136 229L138 228ZM146 226H149L148 224ZM144 226V228L146 227ZM160 226V227H162ZM165 227V231H167ZM170 226V225H169ZM174 226V225H173ZM208 226V224H207ZM211 226V225H210ZM215 226V225H214ZM213 226V227H214ZM226 226L229 227V225ZM247 226V225H246ZM255 226V225H254ZM263 226V225H262ZM117 227V226H116ZM140 227V226H139ZM154 227V226H153ZM158 227V228H160ZM186 227V226H185ZM184 230L185 231V228ZM216 227V226H215ZM219 227V226H218ZM223 227V226H222ZM234 227V226H233ZM14 228V227H13ZM128 228V227H127ZM130 228V227H129ZM134 228V229H135ZM143 228V227H141ZM141 228H138V234L139 231L143 230ZM148 228V227H147ZM156 228V229H158ZM161 228V229H162ZM178 228V226H177ZM202 228V227H201ZM208 228V227H207ZM221 228V226H220ZM218 228V229H220ZM244 228V226L242 227ZM248 228V227H246ZM250 228V226H249ZM3 229V228H2ZM119 229V228H118ZM117 229V230H118ZM150 229V228H149ZM148 229V230H149ZM176 228H174L175 231ZM180 229V228H178ZM213 231L214 228H211ZM122 230V229H121ZM128 229H126L127 231ZM163 230V229H162ZM173 230V228H172ZM187 230V229H186ZM190 230V228H189ZM228 230L227 227H223L221 232L223 233V231ZM240 230V229H239ZM249 229H242V231H247ZM124 231V230H123ZM133 231V230H132ZM145 231V230H144ZM152 231V230H151ZM150 231V232H151ZM170 231V230H168ZM177 231V230H176ZM209 231V230H208ZM229 231V230H228ZM227 231V232H228ZM252 231V230H250ZM117 232V231H116ZM120 232V231H118ZM137 232V231H135ZM133 234H136V233ZM142 232L140 234H142ZM148 232V231H147ZM159 232V231H158ZM158 232L156 233V236H158ZM162 231H160L161 233ZM164 232V231H163ZM173 232V231H172ZM187 232V231H185ZM190 232V231H189ZM187 232V233H189ZM192 232V231H191ZM198 232V230H197ZM263 232H264V228H263ZM3 233V232H2ZM6 233V232H5ZM121 233V232H120ZM125 233V231L123 232ZM130 233V232H129ZM144 233V232H143ZM159 233V234H160ZM225 233V232H224ZM229 233V232H228ZM227 233V235H229ZM43 234V232H42ZM122 234V233H121ZM136 234V235H138ZM151 234V233H150ZM148 233H146V236L149 235ZM154 234V232H153ZM171 234V233H170ZM173 234V233H172ZM180 234V233H179ZM184 234V233H181ZM180 234V235H181ZM226 234V233H225ZM224 234V235H225ZM231 234V233H230ZM246 234V233H245ZM116 235V234H115ZM120 235V234H118ZM117 235V236H118ZM125 235H128L125 233ZM130 235H132L130 233ZM143 235V236H144ZM161 235V234H160ZM165 235V233L163 234ZM176 235V233H175ZM190 235V234H189ZM192 235V233H191ZM194 235V234H193ZM198 235V234H197ZM202 235V234H201ZM214 232H209V234L207 235L208 237V241H210L213 238ZM2 236V234H1ZM151 236V235H150ZM155 236V235H154ZM154 236L152 238H154ZM221 236V233H220ZM238 236V235H237ZM234 237L232 240L230 239V237H226L229 238L231 240V242H226L224 243V250L223 253L225 252V255L227 256L226 252L230 254V258H232L234 260V263L236 262L235 260H237L239 262V259L241 257H243V255H249L248 258H253V251H256V253H259L261 255H264V247L261 244H251L249 243V239L248 238H244L242 237ZM9 237V236H8ZM120 237V236H119ZM118 237V238H119ZM126 238V236H124ZM138 237V236H137ZM147 237V238H148ZM166 237V235H165ZM181 237V236H180ZM184 237V236H183ZM215 237V236H214ZM218 237V236H217ZM215 237V238H217ZM222 237V236H221ZM225 237V236H224ZM258 237V236H257ZM117 238V239H118ZM124 238V239H125ZM136 238V236H135ZM162 238V236L160 237ZM169 238V237H168ZM171 244L173 245V249L174 252H177L180 250V248H183V245L181 246L180 243H183L182 239L180 240V242H177L178 239H175V236L173 234ZM185 238V237H184ZM183 238V240H184ZM139 241V238H137ZM144 239V237L141 239V241ZM151 239V238H149ZM148 239V240H149ZM157 239V238H156ZM167 239V237H166ZM164 239V240H166ZM189 239V238H188ZM200 239V238H199ZM222 239H224L222 237ZM259 239V238H258ZM42 240V238H41ZM102 240H104L103 244L98 243L101 242ZM122 240V238H121ZM129 240V239H128ZM132 241H134L131 238ZM131 240L129 242H131ZM136 240V239H135ZM158 240V239H157ZM155 239H151L148 242H145V240L143 242V245H140L141 247L143 246V249L146 252H149L151 254L157 255L159 256V258L161 257L159 253H157V243ZM160 240V239H159ZM178 240V241H179ZM187 240V239H186ZM195 240V238H194ZM214 240V239H212ZM227 240V239H226ZM253 240V239H252ZM251 240V242H252ZM13 241V240H12ZM120 242V240H118ZM125 241V240H124ZM137 241V243H139ZM161 243L163 242V240H160ZM167 243L168 239L166 240ZM170 241V239H169ZM182 241V242H181ZM189 241V240H188ZM198 241V240H197ZM216 241V240H215ZM219 240H217L218 242ZM224 241V240H223ZM123 242V240H122ZM121 242V244H122ZM136 242V241H135ZM220 242V241H219ZM225 242V241H224ZM42 243V242H41ZM128 243V242H127ZM134 243V242H133ZM160 243V242H159ZM165 243V244H167ZM192 243V242H190ZM208 243V242H207ZM211 243H214L213 241ZM210 243V244H211ZM223 243V242H221ZM3 244V243H2ZM1 244V245H2ZM7 244V243H5ZM11 244V243H10ZM9 243L7 245H10ZM132 244V243H131ZM130 244V245H131ZM136 244V243H135ZM141 244V243H140ZM164 244V243H163ZM170 244V243H169ZM187 244V242H186ZM219 244V243H217ZM217 244H212V245H217ZM6 245V246H7ZM12 245V244H11ZM101 245V246H100ZM126 245V244H125ZM129 245V246H130ZM160 246H162L161 244H159ZM189 244L185 245L188 246ZM195 245V244H194ZM200 245V244H199ZM211 245V246H212ZM220 245V244H219ZM122 246V245H121ZM132 246V245H131ZM134 246V244H133ZM132 246V247H133ZM137 246V245H136ZM169 247V245H166ZM193 247V245H191ZM189 246V248L191 247ZM8 247V246H7ZM16 247V246H15ZM127 247V246H126ZM165 247V246H164ZM162 247V248H164ZM167 247V248H168ZM171 247V246H170ZM210 247V246H209ZM214 247V246H213ZM218 247V246H217ZM216 247V248H217ZM42 249V247H40ZM116 248V251H117ZM123 248V247H122ZM129 248V247H128ZM136 248V247H135ZM133 248V251H135ZM139 248V247H138ZM211 248V247H210ZM216 248H213V250ZM219 248L222 247L219 246ZM121 249V248H118ZM142 249V248H141ZM161 249V248H160ZM165 249V248H164ZM170 249V248H169ZM195 249V248H194ZM229 249H231L229 251ZM130 250V249H128ZM162 250V249H161ZM186 250V249H184ZM212 250V249H211ZM8 251V250H7ZM10 251V250H9ZM137 251V249H136ZM136 251L134 252V255L136 253ZM139 251V250H138ZM137 251V253H138ZM141 251V250H140ZM166 251V250H165ZM206 251V250H205ZM128 252V251H127ZM142 252V251H141ZM144 252V251H143ZM169 252V251H167ZM188 251H186L187 253ZM191 252V251H190ZM222 252V251H219ZM1 253H4L1 252ZM11 253V252H9ZM119 253V251H118ZM132 253V252H131ZM130 253V254H131ZM140 253V252H139ZM164 253V252H163ZM209 253V252H208ZM216 253V252H215ZM7 254V253H6ZM120 254V253H119ZM124 254V253H123ZM43 255H47L46 253ZM128 254H126L127 256ZM134 255L131 254V256L133 257ZM166 255V254H165ZM176 255V254H175ZM210 255V254H209ZM213 255H217L216 254H212ZM219 255V254H218ZM8 256V254H7ZM12 256V254H11ZM15 256V255H14ZM44 256V257H45ZM130 256V255H129ZM130 256V258H131ZM145 256V255H144ZM146 256H148V254H146ZM152 256V260L154 259V257ZM156 256V257H157ZM181 256V255H180ZM194 256V255H192ZM222 255H219L218 257H220ZM224 256V255H223ZM225 256V257H226ZM43 257V258H44ZM139 257V256H138ZM149 257V256H148ZM147 257V258H148ZM155 257V258H156ZM185 257V255H184ZM207 257V256H206ZM228 257V256H227ZM261 257V256H260ZM10 258V257H9ZM14 258V257H13ZM126 258V257H125ZM128 257V259H130ZM135 258H131V260L133 259L134 262L136 264ZM142 258V257H141ZM151 258V257H150ZM174 258V257H173ZM177 258V257H176ZM175 258V259H176ZM180 258H183V256H181ZM178 258V259H180ZM208 258V257H207ZM215 259L218 260L217 257H213ZM224 258V257H223ZM259 258V257H257ZM45 259V258H44ZM47 259V260H48ZM116 259V258H115ZM143 259V258H142ZM145 259V258H144ZM160 259L163 260V262H167L168 258L163 256ZM177 259V260H178ZM187 259V257H186ZM221 259V258H220ZM226 259V258H225ZM232 259H229L230 261ZM4 260V259H3ZM137 260V259H136ZM148 259H146V262ZM155 260V259H154ZM153 260V262H154ZM175 260V261H177ZM210 260V258H209ZM214 260V259H213ZM233 260L230 263H233ZM259 260V259H258ZM122 261V259H121ZM126 261V260H125ZM130 260H128V264H132L129 263ZM139 261V260H138ZM144 261V260H143ZM150 261V260H149ZM171 261V260H170ZM172 261H174L172 259ZM174 261V262H175ZM208 261V260H207ZM220 261V260H218ZM223 261V259H222ZM228 261V260H227ZM6 262V261H5ZM13 262V261H12ZM43 262H45V260H43ZM116 262V261H115ZM145 262V261H144ZM152 262V261H151ZM150 262V264H151ZM179 261L175 262L178 263ZM195 262V261H194ZM215 262V261H213ZM236 262V263H238ZM242 262V261H241ZM253 262V261H252ZM251 262V263H252ZM256 262V261H255ZM4 263V262H2ZM119 263V261H118ZM140 263V261H139ZM174 263V264H175ZM220 263V262H219ZM218 263V264H219ZM223 263V262H221ZM220 263V264H221ZM224 263L228 264L225 260ZM229 263V264H230ZM264 263V262H263ZM1 264V263H0ZM10 264V262H9ZM44 264V263H43ZM142 264V263H141ZM147 264V263H146ZM173 264V263H172ZM184 264V263H183ZM197 264V263H196ZM200 264V263H199ZM214 264V263H211ZM217 264V263H216Z\"/></svg>", "mask_w": 264, "mask_h": 264}, {"label": "rangeland", "instance_id": "2", "mask_svg": "<svg viewBox=\"0 0 264 264\" xmlns=\"http://www.w3.org/2000/svg\"><path fill=\"white\" fill-rule=\"evenodd\" d=\"M4 1H6V3L7 2H9V3H7V4H11V3H14V1H15V3H14V5L13 4H11L12 5V8L11 9H6V6L4 5V4H1L0 3V21H2V22H0L1 24L4 22L5 24H16V23H18V24H33V22H34V20H35V16H36V12L35 11H29V13H28V15L27 16H24V17H20L18 14H20V12H19V7H20V5L22 6V1H20V0H12V2L9 0V1H7V0H4ZM20 1V2H19ZM106 0H104V6L102 7L103 9H101V11H99L98 12V15L103 19V20H109L110 19V21H111V19H112V21L114 22V24H119V22L121 23V21H122V23H121V25H126V28L129 26H131V24H132V26H133V28L131 27V28H127L126 30H132V32H130L129 31V34L133 37V39H134V37H135V35H139V36H136V37H138V40H140V41H138L137 40V38H135V42H133L132 44H134V51H133V54H132V57L133 56H135L134 58H133V61H134V63H137L136 64V66H135V64L133 63V65H132V70L131 71H129V73H130V75H128V73H127V75L126 76H134V77H137V76H140V75H143V76H145L146 77V86H148V83H149V87H147V90L149 89V92H151V95L152 94H155V96L152 98H150V103H149V107L151 106V108H145V109H141V108H139V110H137L138 109V107H133V105H132V107H129V109L130 110H128V111H130V112H127V115L128 116H130L131 115V117H132V115L134 114V116H133V119H134V121H133V123H138V122H142V124H144L143 126H142V124H140L141 125V127H140V125H139V128H138V126H137V124H133L132 123V125L130 126V125H128L129 127H130V133L128 132V131H126V130H129V128H127L126 129V127H127V124H126V127L123 129V131L121 130V129H119L120 131H118L119 132V134H117L118 136H115V138L113 137L112 139H111V141L109 140V142H108V144H107V146H108V149L106 148V152H104L105 150H102V151H99V152H101V154L103 155V153L106 155L107 153H108V150L109 149H112V150H109V153H111V154H107L109 157H108V160H107V162L104 164V163H101V164H99L98 166H97V171L98 170H100L101 171V173L102 174H100V177L101 176H103L102 178H100V181H99V183L98 184H95L94 186L95 187H93V197H94V199H97V200H99L100 201V207H98V210H99V208H100V210L101 211H106V210H108L113 204H114V202L115 201H118V202H120V203H118V206L120 205L121 206V204H122V206H123V208L120 210L118 207H117V209H119V210H117L119 213H118V215L120 216L121 214V216H122V218H123V216H124V218L123 219H121V216H120V218L118 219L117 218V220L120 222H116V226H115V229H114V233H113V235L115 236L114 238H115V244L117 243V245L119 244L120 246L118 247V248H121V249H118L116 246H115V255H114V264H128L127 262H128V260H130L129 261V263H131L132 262V264H135V263H133L134 262V257H136L135 258V261H136V264H150V262H151V264H174L175 262H177V261H179L178 263H175V264H211V263H214V264H218L219 262L221 263V262H223V263H221V264H226V263H224V260L229 264L233 259L232 258H230L231 256H230V254L229 253H227L226 252V254H227V256L225 255V252L223 253V250H224V243H226V242H231V240H232V238H233V235H234V237H236L237 235V237L239 238V237H245V238H248V237H250V239H249V243H251V244H261L263 247H264V232H263V228H264V224H260V225H258L257 226V224H256V222H252L254 225H253V227H252V223H250V225H249V223H247V222H250V216H249V212H248V209L246 208V207H244L243 206V204H241V203H236V200H232V198H229V197H224L223 198V196H220V198L219 199H217V197L219 196V191L220 190H222V189H225L226 187L228 188V190H229V187H231L230 188V191H229V193L230 192H232V188L233 187H236L237 185H239V187L241 186V188L242 187H244L245 189H242L241 190V194H242V196H244V197H246L247 198V196L249 197L250 195H251V188H250V182H249V179L246 177V174H247V171H249V170H251L253 173H254V177H255V179L258 181V183L259 184H261L262 185V190H263V192H264V157L262 158V154H260V153H258L259 152V148L261 147V141H260V136H259V134H257L258 132L255 130V128L253 127V122L252 121H254V119L256 120V117L254 116L253 118L254 119H251L250 117H249V115H248V113H246V112H249V106H250V100L249 99H251L250 97H252L251 96V94H253V86H251V78H249L250 76V74L252 73V72H254V68H255V65H254V61H257V60H259L258 58H260V56L257 54V51H258V39L260 38V37H258V36H260V30H261V27H262V24H263V18H262V20H261V17H262V14H261V12H262V7L264 6L263 4H264V1L263 0H257V4L255 3V0H253V1H251V0H138V2L140 3V4H138V2H136L135 0H107L106 2H105ZM108 1H110V2H108ZM114 1V2H113ZM124 3H123V2ZM127 1H129V2H127ZM144 1V2H143ZM174 1V2H173ZM16 2H17V5H16ZM113 2V3H112ZM131 2V3H130ZM135 2V4H133ZM143 2V3H142ZM148 2V3H147ZM164 2V3H163ZM165 2H167L168 3V5H167V3H165ZM178 2H179V4H178ZM241 2V3H240ZM254 3V5H250V4H252V3ZM18 3H19V5H18ZM107 3H108V5H107ZM111 3H112V5H111ZM137 3V4H136ZM175 3V4H174ZM209 3H211V5L209 4ZM243 3V4H242ZM250 3V4H249ZM259 3H260V5L261 6H259ZM120 4V5H119ZM125 4V5H124ZM129 5V6H127V5ZM144 5V7H143V5ZM146 4V5H145ZM194 4V5H193ZM220 4V5H219ZM239 4V5H238ZM2 5V6H1ZM4 5V6H3ZM107 7H106V6ZM133 6V5H135L133 8L131 7V6ZM136 5H141V7H138V6H136ZM173 5H175V8H174V6ZM177 5V6H176ZM202 5H205V6H202ZM256 5V6H255ZM257 5H258V8H257ZM263 5V6H262ZM109 6H110V8H109ZM120 6V7H119ZM124 6H126V7H124ZM163 6V7H162ZM208 6V7H207ZM5 7V9H3ZM15 7V8H14ZM106 7V8H105ZM123 7V8H122ZM131 7V8H130ZM143 7V8H142ZM156 7V8H155ZM165 7V8H164ZM197 7V8H196ZM202 8V10H201V8ZM241 7H244V8H241ZM249 7V8H248ZM251 7V8H250ZM254 9H253V8ZM14 8V9H13ZM109 8V9H108ZM127 8V10H125ZM136 8V9H135ZM141 8H142V11H141ZM170 8H173V9H170ZM179 8V9H178ZM196 8V9H195ZM248 8V10L246 11V9ZM261 8V9H260ZM107 9V10H106ZM110 9H112V10H110ZM113 9L115 10V11H120V9H121V11H120V13L118 14V12H117V14H116V12L115 11H113ZM117 9V10H116ZM123 9H124V11L127 13H125L124 11H123ZM131 9V10H130ZM167 10V11H163V10ZM205 9V10H204ZM241 9H243V11H245V12H242V10ZM255 9H257V10H255ZM259 9V10H258ZM13 12H12V11ZM140 10V11H139ZM173 10H176L175 12L173 11ZM205 11V13H203L204 11ZM241 10V11H240ZM4 11H5V13H4ZM6 11H7V14H6ZM9 11V12H8ZM107 11V12H106ZM135 11V12H134ZM172 11V12H171ZM193 11V12H192ZM200 11H203L202 12V14H201V12ZM241 13H240V12ZM249 11V12H248ZM255 11H257V12H255ZM260 11V12H259ZM17 12V13H16ZM31 12H33V15H32V13ZM114 12V13H113ZM122 12V13H121ZM124 12V13H123ZM145 12V13H144ZM164 12H165V14H164ZM168 14H167V13ZM171 12V13H170ZM174 12V13H173ZM179 12V13H178ZM237 12V13H236ZM258 12H259V14H258ZM4 13V14H3ZM9 13H10V19H9ZM103 13V14H102ZM140 13V14H139ZM163 13V14H162ZM192 13H194V14H192ZM243 13V14H242ZM244 13H246L245 14V16H244ZM109 14V15H108ZM112 14H113V17H112ZM120 14H123L122 16L120 15ZM131 14H133V15H131ZM137 14V16H135ZM150 14V15H149ZM161 14V15H160ZM167 14V15H166ZM171 14H173V15H171ZM200 14V15H199ZM204 14V15H203ZM210 14V15H209ZM214 14V15H213ZM242 15V17H241V15ZM255 14H257L256 16H255ZM3 15V16H2ZM143 15H145V16H143ZM156 15V16H155ZM217 15V16H216ZM232 15V16H231ZM240 15V16H239ZM253 15V16H252ZM7 16V17H6ZM11 16H12V18H14L13 19V21H14V23H13V21H12V18H11ZM14 16V17H13ZM109 16V17H108ZM116 16V18H114ZM118 16V17H117ZM119 16H121V17H119ZM124 16V17H123ZM131 16V17H130ZM136 18H135V17ZM149 16V17H148ZM152 16V17H151ZM168 16V17H167ZM170 16H171V18H172V20H171V18H170ZM214 16H216V17H214ZM236 16V17H235ZM240 18H239V17ZM259 16H261V17H259ZM4 17H6V19H7V21H5L6 19H4ZM106 17V18H105ZM112 17V18H111ZM136 19V20H134V18ZM155 17V18H154ZM158 17V18H157ZM198 17H199V19H198ZM203 17H204V19H203ZM206 17H207V19H206ZM247 17V18H246ZM255 18V19H253L255 22H253L252 21V19H250V18ZM259 18L258 20H257V18ZM34 18V19H33ZM121 18V19H120ZM124 18L126 19V22H125V20H124ZM144 18V19H143ZM151 18V19H150ZM166 18V19H165ZM177 18H179V19H177ZM202 18V19H201ZM217 18V19H216ZM241 20V19H243V20H241V22L239 21V19ZM25 19V20H24ZM124 21H123V20ZM139 19V20H138ZM154 19V20H153ZM237 19V20H236ZM248 19V20H247ZM10 22H9V21ZM27 20V21H26ZM115 20V21H114ZM118 20V21H117ZM121 20V21H120ZM131 20V21H130ZM146 20V21H145ZM179 20V21H178ZM201 20V21H200ZM204 20V21H203ZM205 20H207L206 22H205ZM251 21V23H250V21ZM257 20V21H256ZM138 23H137V22ZM159 21V22H158ZM168 23H167V22ZM170 21V22H169ZM174 21V22H173ZM198 21V22H197ZM249 21V22H248ZM6 22H9V23H6ZM16 22V23H15ZM24 22V23H23ZM31 22V23H30ZM112 22V23H113ZM118 22V23H117ZM146 22V23H145ZM149 22H151V24H155L154 26L155 27H153V25H150V23ZM155 22V23H154ZM157 22H158V26H157ZM171 22H173V23H171ZM3 23V24H4ZM162 23V24H161ZM180 23V24H179ZM247 23H248V26H247ZM251 24V26H250V24ZM260 23V24H259ZM138 24H140L139 26H138ZM141 24H143V25H141ZM146 24V27L144 26ZM148 24V25H147ZM163 24H164V26H163ZM170 24V25H169ZM193 24V25H192ZM206 24H208L207 26H206ZM239 24H240V26H239ZM253 24V25H252ZM128 25V26H127ZM150 25V27H148ZM166 25V26H165ZM174 25V26H173ZM179 25V26H178ZM260 25H261V27H260ZM136 26H138V27H136ZM143 26L145 27V28H143ZM179 28H178V27ZM185 26V27H184ZM125 27V26H124ZM151 27H152V29H151ZM163 27H166V28H168V29H170V27H171V29L170 30H168V29H166V28H163V29H166V30H163L162 28ZM210 27V28H209ZM239 27V28H238ZM247 27V28H246ZM253 29H252V28ZM177 28V30H175V29ZM181 28V29H180ZM187 28V29H186ZM134 29V30H133ZM136 29V30H135ZM148 29V30H147ZM154 29V30H153ZM158 29V30H157ZM161 29H162V31H161ZM174 31H173V30ZM190 29H192V30H190ZM253 31H252V30ZM258 29H260V30H258ZM138 30V31H137ZM145 30V31H144ZM152 30H153V32L155 31V33H153L152 32ZM250 32H249V31ZM255 30V31H254ZM133 31L134 32H137V33H133ZM147 31H149L150 32V34H148L149 32H147ZM177 31H180V33L179 32H177ZM237 31H238V33H237ZM128 32V31H127ZM141 32V33H140ZM146 32H147V34H146ZM160 32V33H159ZM175 32V33H174ZM183 32H185L184 34H183ZM192 32V33H191ZM243 32H245V33H243ZM253 32V33H252ZM258 33V35H256L257 33ZM174 33V34H173ZM233 33V34H232ZM238 35H236V34ZM249 33H251V34H249ZM255 33V34H254ZM129 34H128V36H129ZM133 34V35H132ZM142 34H144V38H145V36H146V38L144 39L143 38V36H142ZM146 34V35H145ZM160 34V35H159ZM190 34H191V36H190ZM247 34V35H246ZM249 34V35H248ZM154 36V35H156V37L154 36V38H152L151 36ZM233 35V36H232ZM245 35V36H244ZM255 35V37H252V36H254ZM142 38H141V37ZM149 37V39L148 40H151L152 39V41H151V44H150V41H148L147 40V38ZM178 36V37H177ZM231 36V37H230ZM236 37V39H235V37ZM257 36V37H256ZM158 37V38H157ZM161 37V38H160ZM162 37H163V39H164V42L166 41V43H164L163 42V40H161L162 39ZM244 38L243 40H242V38ZM246 37V38H245ZM251 37V38H250ZM140 38V39H139ZM166 38H172V40L170 39V40H168V39H166ZM158 39V40H157ZM174 39H176L177 41H175ZM250 39L252 40V41H250ZM254 39V40H253ZM257 39V40H256ZM143 40H145V41H143ZM147 40V41H146ZM249 40V41H248ZM136 41H137V43H136ZM153 41H154V43H153ZM167 41L169 42V44H170V46L171 47H173V49H171V48H169L168 46H169V44L167 43ZM176 43H175V42ZM240 41V42H239ZM246 41V42H245ZM257 43H256V42ZM140 42V43H139ZM146 42V43H145ZM148 42V43H147ZM159 42H161L162 44H164V45H162V46H159V45H161V43L159 44ZM172 42H174V45H175V47L176 48H174V45H173V43ZM200 42V43H199ZM234 42V43H233ZM237 42V43H236ZM254 42V43H253ZM155 43H156V45H155ZM171 43H172V45H171ZM199 43V44H198ZM253 43V44H252ZM139 44V45H138ZM141 44V45H140ZM158 44V45H157ZM237 44H238V46H237ZM251 44V46H249ZM146 45V46H145ZM193 45H195V47L193 46ZM198 45V46H197ZM257 45V46H256ZM140 46V47H139ZM147 47V48H145V47ZM237 46V47H236ZM249 48H248V47ZM254 48H253V47ZM136 47V48H135ZM148 47H150V48H148ZM153 49H152V48ZM158 47V48H160V50L159 49H156V48ZM163 47H165V49L163 48ZM166 47H168L169 49H171L173 52L175 51V49L176 50H178V51H175L174 52V55H173V53L171 52V50H170V52H168L169 51V49L168 48H166ZM142 48V49H141ZM155 48V49H154ZM137 49H138V52H137ZM144 49V50H143ZM232 50V52H231V50ZM253 49H256V51L255 50H253ZM141 50V51H140ZM149 52H147V51ZM153 50V51H152ZM164 50V51H163ZM168 50V51H167ZM198 50V51H197ZM146 51V52H145ZM156 51V52H155ZM159 51V52H158ZM180 51H181V54H180ZM246 51V52H245ZM250 51H251V53H250ZM138 54H137V53ZM140 52H145V53H147V54H145V53H141L140 54ZM150 52H152L151 53V56H150ZM159 53V55H158V53ZM177 52V53H176ZM253 52H254V54L256 55V58L254 59V55H253ZM163 53V54H162ZM166 53V54H165ZM169 53V54H168ZM175 53H176V55H175ZM161 54V55H160ZM165 54V55H164ZM179 54H180V56H179ZM250 54H252V55H250ZM139 55H141L142 56V58L141 59H143V60H146V61H144V63H143V65L141 64V61H143V60H141V59H139V57H141V56H139ZM153 55H155V56H153ZM162 55H163V58H162ZM169 55H171V56H169ZM173 55V56H172ZM250 55V56H249ZM146 58V59H144V57ZM147 56V57H146ZM158 56V57H157ZM165 56H166V58H165ZM167 56H169L170 57V59H168L167 58ZM177 56V57H176ZM178 56H179V58H178ZM258 56V57H257ZM152 57H154L153 59H155V60H153L152 59ZM162 59H161V58ZM171 57H173V58H171ZM249 57V58H248ZM122 59H120V61L122 62V61H124L123 59L125 58V57H121ZM135 58H137V59H139V60H136ZM197 58V59H196ZM237 58H239L238 60H237ZM247 58H248V60H247ZM166 59V60H170L169 62H170V64H168V62L167 61H164V60ZM180 59H182L183 61H181ZM241 59V60H240ZM245 59H246V61H248L247 63L245 62ZM251 59H253V60H251ZM159 61V60H161V61H159V62H162V63H164L163 65L161 64V65H159L160 63L159 62H157V61ZM163 60V61H162ZM174 60H175V62H174ZM192 60V61H191ZM137 61V62H136ZM148 61V63L147 64H149L148 66H146L145 64V62H147ZM173 61V62H172ZM179 63H178V62ZM198 61V62H197ZM232 61V62H231ZM236 61H238L239 63H237ZM240 61H242V62H240ZM250 61V62H249ZM252 61V62H251ZM152 64H151V63ZM172 62V63H171ZM193 62V63H192ZM258 62V61H257ZM139 63V64H138ZM153 63H158V65L157 66H155V64L153 65ZM166 63V64H165ZM175 63V64H174ZM178 63V64H177ZM183 63V64H182ZM232 63V64H231ZM236 65H235V64ZM243 63V64H242ZM246 65H245V64ZM248 63H249V65H248ZM250 63H252V64H250ZM143 66V67H141V65ZM208 64V65H207ZM240 64V65H239ZM242 64V65H241ZM139 65H140V67H139ZM153 65V66H152ZM164 65H165V67L166 66H168V67H166V68H164ZM177 65V66H176ZM238 65V66H237ZM251 65V66H250ZM254 65V67H252ZM155 66V67H154ZM159 66H160V68H159ZM163 68H162V67ZM172 66V67H171ZM175 66H176V68H175ZM197 66V67H196ZM236 66V67H235ZM240 66H242V67H249L250 66V68H248V69H250V70H252V71H248V69L246 70V69H244V68H242L243 70H246V72L245 71H243V70H240L241 69V67ZM136 69H135V68ZM169 67H170V69H169ZM148 68V69H147ZM157 68V69H156ZM175 68V69H174ZM177 68H179V69H177ZM193 68V69H192ZM234 68H237V69H234ZM239 68V69H238ZM253 68V69H252ZM139 69V70H138ZM143 69H144V72H146V74L143 72ZM147 69V70H146ZM153 69V70H152ZM166 69H167V72H165L166 71ZM174 69V70H173ZM203 69V70H202ZM231 69H232V71H231ZM234 69V70H233ZM136 70V71H135ZM142 70V71H141ZM149 70V71H148ZM156 70V71H155ZM159 72H158V71ZM170 70V71H169ZM172 70V71H171ZM178 70H180V72L178 71ZM133 71H135V72H137L138 73V71H139V73H138V75H137V73H135L134 74V72ZM152 71V72H151ZM142 72H143V74H142ZM150 74H152L153 73V75H150ZM157 72V73H156ZM160 72H161V74H160ZM182 72V73H181ZM244 72H245V74H244ZM248 72H250V73H248ZM141 73V74H140ZM148 73V74H147ZM159 73V74H158ZM170 73L171 74H174V76L173 75H170ZM176 73V74H175ZM236 73V74H235ZM244 74L243 76H241L240 74ZM132 74V75H131ZM155 74V75H154ZM166 74V75H165ZM180 74V75H179ZM182 74H184L183 76H181ZM249 74V75H248ZM253 74V73H252ZM252 74H251V76H252ZM147 75H149V77H150V79H148L149 77L147 76ZM161 75H163V79H162V76ZM187 75V76H186ZM235 75V76H234ZM241 77H240V76ZM247 75H248V79H247ZM155 76V79L154 78H152V77H154ZM160 76H161V79H160ZM168 78H167V77ZM144 77V78H145ZM160 79V82H162V81H164V84H163V82L160 84V87H161V90H160V87H157V86H159V84H158V82L156 81V80H158V78ZM169 77L171 78L170 80H169ZM183 77H185L184 79H186V80H184L183 79ZM186 77H188V78H186ZM138 78V77H137ZM165 78H167V79H165ZM180 80H179V79ZM243 78H245V80L243 79ZM154 79V80H153ZM190 79V80H189ZM240 80V83H239V80ZM247 79V80H246ZM148 80V81H147ZM153 80V81H152ZM166 80V81H165ZM170 82V83H167L168 81ZM173 80V81H172ZM178 80V81H177ZM183 81V83H182V81ZM196 80V81H195ZM218 80V81H217ZM241 80H243V81H241ZM149 81H151V83L149 82ZM154 81H156V82H154ZM234 81V82H233ZM238 81V82H237ZM250 81V82H249ZM159 82V83H160ZM179 82V83H178ZM192 82V83H191ZM154 85H153V84ZM168 85H170V87H168L167 88V84ZM174 83H177V84H174ZM197 83V84H196ZM199 83V84H198ZM237 85H236V84ZM151 84V85H150ZM156 84V85H155ZM158 84V85H157ZM181 84V85H180ZM190 84H194V85H190ZM241 84V85H240ZM171 85H173V86H171ZM183 85V86H182ZM185 85V86H184ZM243 85V86H242ZM154 86V87H153ZM155 86H156V88H155ZM180 87V89H182L183 87H185V88H183L181 91L180 90H178L179 89V87ZM191 86H193L192 88H191ZM239 86V87H238ZM240 86H242V87H240ZM247 86V87H246ZM162 87H163V90H162ZM173 87V88H172ZM177 87V88H176ZM233 87V88H232ZM235 87V88H234ZM238 87V88H237ZM252 87V88H251ZM158 88V89H157ZM169 88L170 89H172V92H178L177 94H179V96H180V98H182L181 99V101H182V103L185 105V107L187 108V110H186V108H184V110H183V114H181L182 116L181 117H183L184 118V120L186 119L187 121H188V123L191 121V123H189V128L190 129H192L193 127H194V129L196 130L197 128V126H198V129H199V131L201 132V137H200V142H198V143H195V145L193 144V146L189 143V145L187 144V148H186V143H184L183 144V142H182V140H181V133H179V134H176V139H178V143H180V144H178V149H177V144H176V142H177V140H176V142H175V138L173 137V133H172V127L170 126V124H172V122H173V118H171V116H170V107H169V100H170V90H169ZM174 88H176V89H174ZM186 88H188V91H187V89ZM195 88V89H194ZM241 88V89H240ZM151 89V90H150ZM153 89V90H152ZM193 89V91L194 92H196V93H194L193 91H191ZM196 89H197V91H196ZM154 90H156L157 92H155ZM174 90V91H173ZM176 90V91H175ZM184 90V91H183ZM252 90V91H251ZM154 91V92H153ZM161 93H160V92ZM166 91V92H165ZM169 91V92H168ZM183 91V92H182ZM187 91V92H186ZM233 91V92H232ZM180 92V93H179ZM183 94H182V93ZM189 92H191V94H193V95H191V94H189ZM215 92V93H214ZM250 92H252V93H250ZM157 93H158V95H157ZM159 93H160V96L163 94V93H165V95H163L164 97H160L159 96ZM166 93H168V95L166 94ZM185 93V94H184ZM187 93V94H186ZM200 93V94H199ZM236 93V94H235ZM249 93V94H248ZM233 96H232V95ZM156 95H157V98H156ZM174 95V94H173ZM184 95V96H183ZM191 95V96H190ZM195 95V96H194ZM153 96V95H152ZM189 96V97H188ZM199 96V97H198ZM218 96V98H216ZM159 97V98H158ZM167 97H168V99H167ZM173 97H175V95L174 96H172V94H171V100H173ZM214 97V98H213ZM249 97V98H248ZM161 98V99H160ZM165 100H164V99ZM184 98V99H183ZM187 98V99H186ZM233 98V99H232ZM154 99H159V100H157V102H156V100H154ZM200 99V100H199ZM222 99V100H221ZM155 101L154 103L152 102V101ZM199 100V101H198ZM246 100H248L247 101V103H246ZM160 101V102H159ZM165 101V106H164V104H163V102ZM188 101V102H187ZM212 101V102H211ZM158 102H159V104H158ZM187 102V103H186ZM232 102V103H231ZM192 103V104H191ZM150 104H156L154 107H155V110L153 109L154 107L152 106V105H150ZM187 104V105H186ZM210 104H212V105H210ZM216 104V105H215ZM234 104H236V105H234ZM162 105V106H161ZM192 105V106H191ZM243 107H242V106ZM169 108H168V107ZM207 106H209V107H207ZM158 107V109H156ZM167 109H165V108ZM194 107V108H193ZM206 107V108H205ZM232 107V108H231ZM132 108V109H131ZM135 108V109H134ZM224 108V109H223ZM236 108V109H235ZM239 108V109H238ZM242 108V109H241ZM147 109V110H146ZM152 109V110H151ZM166 111H165V110ZM190 109V110H189ZM195 109V110H194ZM209 109V110H208ZM132 110H137V113H136V111L135 112H132ZM151 112H149V111ZM162 110H164V111H162ZM169 110V111H168ZM197 110V114L195 113V111ZM200 110H201V112H200ZM211 110V111H210ZM224 110H225V113H223L224 112ZM229 110V111H228ZM237 110V111H236ZM241 110V111H240ZM143 111V112H142ZM145 111H147L148 112V114L150 115L149 117L150 118H154L153 116H155V120L158 122L159 120H160V122H159V126H158V123H157V131H156V129H154V127L156 128V126H152V129L150 128L151 127V125H150V127H149V125H147V123L148 124H150V122H148L149 120H147V122H145L146 121V119H144L143 120V116H145L146 114H147V112L145 113ZM157 111H158V113H157ZM207 111V112H206ZM218 111L219 112H222V113H218ZM244 111H245V113H244ZM139 112V113H138ZM154 112V113H153ZM200 112V113H199ZM217 112V113H216ZM237 112V113H236ZM131 113H133V114H131ZM136 113V114H135ZM142 113V114H141ZM144 113V114H143ZM157 113V114H156ZM166 113V114H165ZM199 113V114H198ZM207 113H209V114H207ZM227 113H228V115H227ZM241 113V114H240ZM141 114V115H140ZM161 114V115H160ZM162 114H163V116H162ZM186 114H188V115H186ZM190 114V115H189ZM191 114H192V116H191ZM213 116H211V115ZM215 114H217V115H215ZM230 114H231V116H230ZM237 114V115H236ZM243 114H244V116H243ZM143 115V116H142ZM153 115V116H152ZM166 115V116H165ZM170 116L169 118H168V116ZM193 115H195V116H193ZM200 115V116H199ZM205 115V116H204ZM219 115L221 116V117H219ZM227 115V117H223V116H226ZM141 116H142V118H141ZM162 116V117H161ZM202 116V117H201ZM205 118H204V117ZM216 116V117H215ZM237 116V117H236ZM248 118H247V117ZM165 117V118H164ZM188 119H187V118ZM212 117V118H211ZM230 117V118H229ZM233 117V118H232ZM235 117V118H234ZM118 118L121 120V117H120V115L118 116ZM138 119V121H136L137 119ZM140 118V119H139ZM156 118H159V119H156ZM161 118V119H160ZM203 120H202V119ZM208 120H207V119ZM211 118V119H210ZM218 118V119H217ZM225 118V119H224ZM250 118V119H249ZM117 120V118L114 120V122L116 121V122H118V123H120L119 121L120 120ZM163 119V120H162ZM168 120V121H166V120ZM213 119H216V120H219V122L215 125V126H217L216 127V133H217V136L216 137H208L207 135H206V130H205V127L206 128H208V127H211V122L213 121ZM233 119V120H232ZM238 119V120H237ZM141 120H143V121H141ZM172 120V121H171ZM223 120V121H222ZM227 120V121H226ZM245 120V121H244ZM166 121V122H165ZM171 121V122H170ZM203 121V122H202ZM226 121V122H225ZM238 123H237V122ZM161 122H162V124H161ZM208 122V123H207ZM242 122V123H241ZM244 122V123H243ZM248 122V123H247ZM167 123V124H166ZM225 123V124H224ZM115 124H117V123H115ZM145 124H146V126H145ZM166 124V125H165ZM191 124V125H190ZM200 124H201V126H200ZM209 124V125H208ZM194 125V126H193ZM207 125V126H206ZM244 125V126H243ZM252 125V126H251ZM135 126L138 128V130L139 131H137L136 129L137 128H135ZM192 126V127H191ZM215 126H213V127H211L210 129H212V128H214ZM226 127V129H225V127ZM247 126V127H246ZM132 127V128H131ZM144 129H143V128ZM146 127H147V129H150V131L149 130H146ZM149 127V128H148ZM231 127H232V129H231ZM246 127V128H245ZM142 128V130L143 131H140V129ZM160 128H162V129H160ZM168 128H170V129H168ZM204 128V129H203ZM234 128V129H233ZM245 128V129H244ZM126 129V130H125ZM154 129V130H153ZM162 131H160V130ZM221 129V130H220ZM134 131L133 133L135 134H132V132L131 131ZM165 130L168 132H166L165 133ZM169 130V131H168ZM238 130V131H237ZM244 130V131H243ZM122 131V132H121ZM138 132V134H137V132ZM145 131H146V133H145ZM147 131H149V133L151 134V136L149 137V139H148V136H146V134H147ZM153 131H155V132H153ZM227 131V132H226ZM237 131V132H236ZM243 131V132H242ZM255 131V132H254ZM121 132V133H120ZM139 132H140V134L141 135H139ZM143 134H142V133ZM205 132V133H204ZM240 132V133H239ZM246 132V133H245ZM254 132V133H253ZM145 133V134H144ZM148 133V134H149ZM164 133V134H163ZM225 133V134H224ZM232 133V134H231ZM147 134V135H148ZM149 134V135H150ZM168 134V135H167ZM171 134V135H170ZM202 134H204V135H202ZM234 134V135H233ZM237 134V135H236ZM252 134V135H251ZM122 135V136H121ZM127 135H129V136H127ZM137 135H139V136H141V137H137ZM163 135V136H162ZM181 135V136H180ZM123 136H126V138L124 137L123 138ZM130 136H134V137H137L138 139H135L134 140V137H130ZM142 136H144L145 138H143ZM155 136V137H154ZM169 136V137H168ZM254 136V137H253ZM118 137V138H117ZM128 137H129V141H131V142H129L128 141ZM146 137H147V140H145L146 139ZM153 137V138H152ZM166 137V138H165ZM171 137V138H170ZM173 137V138H172ZM206 137V138H205ZM231 137H232V139H231ZM238 137V138H237ZM242 137V138H241ZM254 139H253V138ZM121 138H123V139H121ZM131 138H133L132 140H131ZM141 138H143V139H141ZM156 138V139H155ZM163 138V139H162ZM219 138H221V139H219ZM223 138V139H222ZM227 138V139H226ZM114 139V140H113ZM117 139H119V141L117 140ZM172 139H174V140H172ZM209 139V140H208ZM212 139V140H211ZM244 139V140H243ZM124 140V141H123ZM126 140V141H125ZM137 140H140L141 142H139V141H137ZM143 140V141H142ZM151 140V141H150ZM216 140V141H215ZM217 140H218V142H217ZM235 140V141H234ZM258 140V141H257ZM117 141V143H115ZM123 141V142H122ZM144 141H149V142H147L146 144H144L145 142ZM202 141V142H201ZM213 141V142H212ZM243 141H245V142H249V143H253V144H251L250 145V149H251V151L253 152V153H249V155H247L246 153V151H245V147H244V145H245V142H243ZM110 142H111V144H110ZM114 142V144H112ZM122 143V144H120V143ZM127 142H129V145L127 144ZM136 142H137V144H136ZM143 142V143H142ZM257 142L259 143V144H257ZM123 143H124V145H123ZM132 143V144H131ZM133 143H135V144H133ZM138 143H142V145H140V144H138ZM167 143V144H166ZM170 143H172V144H170ZM173 143H175V144H173ZM182 143V144H181ZM194 143V142H193ZM199 143H202V145H204L203 147H202V145H198ZM204 143V144H203ZM117 144V145H116ZM119 144V145H118ZM126 144V145H125ZM148 144V146H146ZM153 144V145H152ZM166 145L167 147H169V146H172V149H173V151H177L178 153H179V157L177 156L178 155V153L177 152H172L174 155H173V157H176V158H179V162L176 160V158H173L172 157V159L174 160H172L171 159V162H169V165H171L172 167H177V168H179V170H181V172L185 169L186 170V166H187V169L189 170H184V172H183V178L184 179H182L183 181H182V183L184 184V185H182V183L181 182H179L180 184H178V185H172L171 183L172 182H170L169 183V186L167 187V191L166 190H164L163 191V189H161V190H159L160 189V183H159V180L160 179H158L156 182L159 184V185H157V183L155 182H153L152 183V180L150 181V171H151V169H150V167L151 166H153L154 168H156L157 166L156 165H154V164H157V165H159V164H162V161L160 162V158H158L157 159V157H156V154L159 152L158 150H161L162 148H165V147H163L164 145ZM211 144V145H210ZM228 144V145H227ZM257 144V145H256ZM110 145V146H109ZM121 145V146H120ZM134 145V146H133ZM138 145V146H137ZM155 145V146H154ZM181 145V146H180ZM182 145H185V146H182ZM197 145V146H196ZM215 145V146H214ZM232 146V147H229V146ZM257 147H256V146ZM120 148H119V147ZM125 146V147H124ZM128 146H130V147H128ZM142 146L144 147V146H146L147 148H145L144 147V149H146V150H142L143 148H142ZM152 146V147H151ZM157 146V147H156ZM176 147V148H174V147ZM192 147V148H189V147ZM195 146V147H194ZM228 149L227 151H226V149H224L225 147ZM252 146V147H251ZM255 146V147H254ZM103 147V146H102ZM111 147V148H110ZM117 147V148H116ZM123 147V148H122ZM198 147V148H197ZM201 147V148H200ZM208 147V148H207ZM215 147H217V148H215ZM221 147H223V148H221ZM229 147V148H228ZM234 147V148H233ZM254 147V148H253ZM98 148H99V150H100V146H98ZM104 148V147H103ZM129 148H132L131 150H133V152L135 153H133L134 155V157H135V159H134V157L132 156V151L129 149ZM137 148V149H136ZM139 148V149H138ZM142 148V149H141ZM157 148V149H156ZM185 148L186 149H188V150H190V149H192L193 150V154L190 156V157H188V156H181L182 154H184V153H182L181 151L182 150H185ZM196 148V149H195ZM200 148V149H199ZM232 148V149H231ZM256 148V149H255ZM123 149H126V150H123ZM195 149V150H194ZM197 149H199V150H197ZM210 149V150H209ZM216 149V150H215ZM115 150H117V151H115ZM129 150V151H128ZM139 150V151H138ZM140 150H142L143 152H142V154H141V152H140ZM157 150V152H155ZM197 150V151H196ZM204 150V151H203ZM222 150H224L223 151V153H222ZM236 150V151H235ZM257 150H258V152H257ZM121 151H123V153L124 154H121L122 152ZM128 151V152H127ZM145 151H146V154H145ZM202 151V152H201ZM216 151V152H215ZM234 151V152H233ZM255 151V152H254ZM103 152V153H102ZM121 152V153H120ZM131 152V153H130ZM155 152V153H154ZM209 152V153H208ZM221 152V153H220ZM226 154H225V153ZM126 153L129 155H127V158H126ZM143 153H144V155H143ZM194 153H196V155L194 154ZM112 154H114V155H112ZM137 154V155H136ZM148 154V155H147ZM154 155V156H152L153 158L154 157H156V158H154V161H155V159H156V161L155 162H157V163H155L154 161H152L153 159H151L150 157H148V156H151V155ZM175 154H177V155H175ZM202 154V155H201ZM223 154H225V155H223ZM252 154H254V155H252ZM143 155V156H142ZM145 155H147V157L145 156ZM199 155V156H198ZM207 156V157H205V156ZM209 155V156H208ZM231 155V156H230ZM110 156H111V158H110ZM121 156V157H120ZM198 156V157H197ZM202 156H204L203 158H202ZM230 156V157H229ZM243 156V157H242ZM250 156V157H249ZM114 157V158H113ZM127 159V160H124L125 158ZM130 157H132V158H130ZM141 157H143V158H145V159H143V161H142V158ZM182 157V158H181ZM193 157H194V160H196V158H198L199 160H196V161H194L193 160ZM232 157V158H231ZM110 158V159H109ZM123 158V159H122ZM136 158H137V161H136ZM138 158H139V160H138ZM141 158V159H140ZM148 158H150V162H149V159ZM189 158V159H188ZM206 160H205V159ZM212 158V159H211ZM215 158V159H214ZM231 158V159H230ZM248 158V159H247ZM252 160H251V159ZM128 159H129V163H128ZM132 159V160H131ZM146 159H148L147 161H145ZM160 159V160H159ZM202 159V160H201ZM250 159V160H249ZM263 159V160H262ZM118 160V161H117ZM121 160H122V162H121ZM175 160H176V163H175ZM187 160V161H186ZM225 160V161H224ZM231 160V161H230ZM247 160H248V162H247ZM256 160V161H255ZM126 161H127V163H126ZM131 161V162H130ZM135 163H134V162ZM143 162V164H141V162ZM182 161V162H181ZM183 161H184V163H183ZM197 161H199V163L197 162ZM201 161H204V163H202ZM137 162H139V163H137ZM147 162V163H146ZM149 162V163H148ZM154 162V163H153ZM177 162L179 163V165H177ZM186 162V163H185ZM190 162V163H189ZM192 162V163H191ZM194 162V163H193ZM197 162V163H196ZM215 162V163H214ZM119 163V164H118ZM121 163V164H120ZM151 163V164H150ZM159 163V164H158ZM209 163V164H208ZM224 163V164H223ZM245 163V164H244ZM248 163V164H247ZM110 164V165H109ZM118 164V165H117ZM124 164V169H123V165ZM137 164H139L138 165V167H141V169H138V167H136L135 165H137ZM183 164V165H182ZM200 165V166H198V165ZM201 164H203V165H201ZM230 164V165H229ZM101 165V166H100ZM112 165H113V167H112ZM142 165V166H141ZM182 165V166H181ZM185 165V166H184ZM224 165H225V167H224ZM246 165H248V166H246ZM250 165H252V166H250ZM259 165V166H258ZM262 165V166H261ZM107 166L110 168V170H112V172L111 173H109L106 169H107ZM122 166V169H119V167H121ZM127 166H129V169H128V167ZM135 166V167H134ZM144 166V167H143ZM156 166V167H155ZM196 166H197V169H196ZM132 167H133V169H132ZM153 167H152V169H153ZM190 167H191V170H190ZM198 167H199V169H198ZM248 167H250V169H248ZM223 168V169H222ZM119 171H118V170ZM129 171H128V170ZM133 170V172H132V170ZM135 169H137V170H135ZM142 169L144 170L143 172H145L146 174L148 173V175L146 176V174H145V176L147 177V178H145V176H144V174L143 173H141L142 172ZM201 169V170H200ZM204 171H203V170ZM248 169V170H247ZM135 170V171H134ZM138 170H140V171H138ZM146 170V171H145ZM150 170V171H149ZM196 172H195V171ZM223 170V171H222ZM225 170H226V172H225ZM100 171H99V173H100ZM120 171H125V173L127 172V173H130V172H132V173H130V175H128L127 173L125 174V173H123V172H120ZM136 171H138L139 172V174H138V172H136ZM188 171V172H187ZM191 171H194V172H191ZM261 171V172H260ZM115 172V173H114ZM136 172V173H135ZM107 173V174H106ZM117 173H120V174H122L123 173V176H124V179H123V181L124 182H126V183H124L123 181H122V185H123V183L125 184V186H126V189H128V191L127 190H125V186L123 187L121 184H120V189L122 190H120L119 189V191H117L118 190V182H117V180H116V178L114 179V176L116 177V176H118L117 175ZM142 174V176H141V174ZM191 173V174H190ZM223 173V174H222ZM112 174V175H111ZM186 174H188V175H186ZM210 174V175H209ZM244 174H245V176H244ZM111 175V176H110ZM125 175L127 176V177H125ZM180 175H181V173H180ZM185 175L187 176V177H185ZM190 175V176H189ZM191 175H193V176H191ZM214 175V176H213ZM224 175V176H223ZM229 175V176H228ZM132 177V178H130V177ZM189 176V177H188ZM221 176V177H220ZM223 176V177H222ZM232 176V177H231ZM237 176V177H236ZM239 176V177H238ZM137 177V178H136ZM141 177V179H139ZM191 177V178H190ZM226 177V178H225ZM135 178V179H134ZM187 178V179H186ZM205 178V179H204ZM127 179H128V181H127ZM130 179V180H129ZM137 179V180H136ZM145 179V180H144ZM244 179V180H243ZM104 180H105V182H104ZM107 180V181H106ZM109 180V181H108ZM139 180V181H138ZM147 180V183L145 182ZM230 180V181H229ZM235 180V181H234ZM113 181V182H112ZM143 181V182H142ZM188 181V182H187ZM241 181V182H240ZM102 182V183H101ZM115 182H117V183H115ZM129 183V185H128V183ZM130 182H132V183H130ZM142 182V183H141ZM149 182L151 183V184H149ZM225 184H224V183ZM232 182H234V183H232ZM243 182V183H242ZM247 182V183H246ZM101 183V184H100ZM107 183V184H106ZM111 183V184H110ZM135 183H137V184H135ZM144 183V184H143ZM145 183L147 184V186H142V185H145ZM231 183V184H230ZM110 186H109V185ZM152 184L153 185H155V187H153L152 186ZM171 184V185H170ZM204 184V185H203ZM209 184V185H208ZM212 184H213V186H212ZM102 185V186H101ZM103 185H104V188L103 189H107V190H109V192H112V190H114V188H116L115 190H114V192H112L113 193V195H112V193H110V195H107V194H105L106 192H103V189H102V187H103ZM105 185H108V188L105 186ZM112 185V186H111ZM130 187L131 186V188H128V186ZM137 185H139V186H141L142 187V189H143V191H142V193H140V194H137L136 192H134L135 191V188L134 187H136ZM180 185V186H179ZM182 185V186H181ZM235 185V186H234ZM149 186H151V187H149ZM159 186V188H156V187H158ZM172 186H173V188H172ZM178 186V188H176ZM186 186V187H185ZM201 186H202V189L203 190H201ZM100 187V188H99ZM111 187H113V188H111ZM123 187V188H122ZM144 187V188H143ZM146 187V188H145ZM154 189H153V188ZM181 187V188H180ZM184 187V188H183ZM95 188V189H94ZM98 188V189H97ZM148 188V189H147ZM170 188H172V189H175V190H170ZM186 188V189H185ZM191 190H190V189ZM102 189V190H101ZM157 189L159 190V191H157ZM178 189V190H177ZM180 189V190H179ZM184 189L186 190V191H184ZM209 189V190H208ZM212 189V190H211ZM99 190V191H98ZM101 190V191H100ZM111 190V191H110ZM124 190V191H123ZM131 190V191H130ZM147 190V191H146ZM151 190V191H150ZM155 190V191H154ZM105 191V190H104ZM127 191V192H126ZM133 191V192H132ZM150 191V192H149ZM153 191H154V193H153ZM162 191V192H161ZM177 191V192H176ZM180 191V192H179ZM181 191H182V193H181ZM188 191V192H187ZM119 192L121 193L122 192V194H119ZM129 192H130V195H129ZM146 192V193H145ZM149 192V193H148ZM183 192H185V193H183ZM213 192V193H212ZM217 192V193H216ZM234 192V191H233ZM232 192V193H233ZM97 193V194H96ZM126 193H128V195L126 194ZM133 193V194H132ZM136 195H135V194ZM153 193V194H152ZM161 195H159V194ZM168 193V194H167ZM174 193H177V196H176V194H174ZM181 193V194H180ZM203 193V194H202ZM115 194H116V196H115ZM119 194V195H118ZM142 194H145V195H142ZM150 196H149V195ZM152 194V195H151ZM155 194V195H154ZM165 194V195H164ZM173 194H174V196H173ZM179 194V195H178ZM123 195H124V197H123ZM140 195H142L141 197H139ZM154 195V196H153ZM167 195V196H166ZM183 195V196H182ZM200 195V196H199ZM203 195H204V197H203ZM211 195V196H210ZM133 196H135V197H133ZM156 196V197H155ZM164 197V198H160V197ZM174 197V199L172 198V197ZM205 196H206V198H205ZM214 196V197H213ZM230 196V195H229ZM109 197V198H108ZM115 197V198H114ZM117 197V198H116ZM142 197H143V199H142ZM152 198V200L153 201H151V198ZM153 197H154V199H153ZM159 197V198H158ZM176 197H177V199H176ZM238 197V196H237ZM240 197H241V195H240ZM264 193H262V199H261V202H264ZM119 198V199H118ZM121 198V199H120ZM140 200H139V199ZM150 198V199H149ZM169 199L170 201H168L167 199ZM182 200H181V199ZM226 198V199H225ZM227 198H229V199H227ZM235 198H236V196H235ZM115 199V200H114ZM117 199V200H116ZM145 199V200H144ZM175 201H173V200ZM186 199V200H185ZM216 199V200H215ZM224 200V203H223V200ZM103 200V201H102ZM114 200V202H112ZM120 200V201H119ZM123 200V201H122ZM124 200H125V202H124ZM136 200H138V201H136ZM144 200V201H143ZM161 200V201H160ZM172 200V201H171ZM183 200H184V202H183ZM214 202H213V201ZM218 200H220V201H218ZM133 201H135V203L133 202ZM150 201V202H149ZM166 201V202H165ZM231 201V202H230ZM235 201V203H233ZM128 202H129V204H128ZM136 202H139L140 203V205L139 204H137V205H135L134 206V204H136ZM143 203V205H142V203ZM144 202H145V204H144ZM154 202V204H152ZM163 202V203H162ZM167 202H170L171 203V205H170V208H172L173 210V212L175 213V216L174 217H172V215H170V214H167L166 216L164 215H162V214H160V215H157V217L155 216V212L156 211H152V210H156L157 208H161V209H165L166 208V211L168 210L167 208V206H166V204H167ZM180 202V203H179ZM216 202H218L219 204H217ZM159 203V204H158ZM173 203V204H172ZM184 205H183V204ZM195 203V204H194ZM202 203V204H201ZM102 204H104V205H102ZM110 204V205H109ZM112 204V205H111ZM149 204V205H148ZM178 204L180 205V206H178ZM201 204V205H200ZM206 204V205H205ZM209 204H212V205H209ZM215 204H217L216 206H215ZM239 204V205H238ZM152 205V206H151ZM157 207H155V206ZM159 205V206H158ZM162 205V206H161ZM165 205V206H164ZM174 205V206H173ZM177 205V206H176ZM188 205V206H187ZM226 207H225V206ZM102 206V207H101ZM103 206L106 208H103ZM119 206V207H120ZM131 206V207H130ZM138 206V207H137ZM139 206H141L140 208L143 210V212H142V210L139 208ZM146 206H148V207H150V209H151V211L153 212V215H152V212L150 211V209L149 208H146ZM161 206V207H160ZM184 206V207H183ZM192 206V207H191ZM224 206V207H223ZM228 206L229 207H231V208H228ZM133 207H135L134 209H136V210H134L133 209ZM164 207V208H163ZM213 207V208H212ZM214 207H215V209H214ZM216 207H218V208H216ZM103 208V209H102ZM108 208V209H107ZM127 208V209H126ZM131 208V209H130ZM184 208V209H183ZM204 208H206V209H204ZM233 208V209H232ZM241 208V209H240ZM128 210L129 211V213L126 211V210ZM180 209H182V210H180ZM193 209H194V211H193ZM217 209V210H216ZM224 209V211H221V210H223ZM231 209V210H230ZM124 210V211H123ZM130 210H131V212H130ZM141 210V212L140 213H142V214H140V213H138L139 211ZM144 210H145V212H144ZM213 211V213H211L212 211ZM216 210V211H215ZM226 210V211H225ZM240 212H239V211ZM47 211V212H46ZM123 211V212H122ZM126 211V212H125ZM180 211V212H179ZM218 212V213H217ZM223 212V213H222ZM258 212V213H257ZM3 213H4V211H3V208H2V206L0 207V263L1 264H9V262H10V264H48V262H49V259L48 258H50V255H48L49 253H47V251H45V249H44V246H43V244H44V228H42V226H44V224L43 223H41V221L42 220H39V219H32V218H29V217H27V215H25V213L23 214V213H21L20 215L18 214V215H16V217H15V219H12L11 221H8V222H5V219L4 220H2L4 217H2V216H5V215H3ZM48 213V210L46 209L45 210V214H47ZM123 213H125L124 215H123ZM137 213V214H136ZM150 214L149 215V217H150V220L151 221H149V218H144V215L145 214ZM168 213V212H167ZM181 213V214H180ZM225 213V214H224ZM228 213V214H227ZM234 213V214H233ZM240 213V214H239ZM133 214V215H132ZM139 214V215H138ZM193 214V215H192ZM210 214V215H209ZM212 214H214V215H212ZM227 214V215H226ZM230 214V215H229ZM247 214V215H246ZM256 214H257V216H259V215H263L264 216V212H260V210H258V209H256ZM126 215H128L129 217H127ZM133 216L134 218L133 219H135L134 221H133V219H132V217L131 216ZM18 216V217H17ZM118 216V217H119ZM138 216V217H137ZM140 216V217H139ZM143 216V217H142ZM153 216V217H152ZM160 216V217H159ZM168 216H170V217H168ZM177 216L178 217H180V219L178 218L177 219ZM207 217V218H206ZM210 217V218H209ZM212 217V218H211ZM214 217V218H213ZM221 217V218H220ZM224 217V218H223ZM14 218V217H13ZM131 220H130V219ZM158 218V219H157ZM164 218V219H163ZM167 218H171V219H167ZM215 218H216V220H215ZM241 218V219H240ZM242 218H243V220H242ZM136 219H138L137 221H136ZM155 219H157L158 221H156ZM167 219V220H166ZM173 219H174V221H173ZM177 221H176V220ZM185 219V220H184ZM200 219V220H199ZM213 219L215 220V222H218V223H215L214 221H213ZM221 219H222V221H221ZM245 219V220H244ZM20 220V221H19ZM28 220V221H27ZM37 220V222H35ZM131 222H130V221ZM142 220V221H141ZM154 220H155V222H156V224L155 225H153L155 222H154ZM226 220V222H224ZM227 220H228V222H227ZM262 220H264V217H262V218H260V221H262ZM17 221V222H16ZM34 221V222H33ZM39 221V222H38ZM125 223H124V222ZM128 221V222H127ZM141 223H140V222ZM146 221V222H145ZM184 221V222H183ZM239 221H241L242 223H245V225H241L242 223L241 222H239ZM122 222V223H121ZM130 222V223H129ZM132 222H134V223H132ZM142 222H144L145 224H143ZM151 222V223H150ZM153 222V223H152ZM186 222V223H185ZM202 222V223H201ZM223 222V223H222ZM198 223V225H196ZM212 223H213V225H212ZM221 223V224H220ZM226 223H227V225H229V227L228 226H226ZM43 224V225H42ZM118 224V225H117ZM124 224H126L125 226H123V228H120V227H122V225H124ZM129 224V225H128ZM137 224V225H136ZM140 224V225H139ZM142 224H143V226H142ZM149 225V226H146V225ZM163 224H165V225H163ZM168 224V225H167ZM181 224V225H180ZM193 224V225H192ZM196 226H195V225ZM207 224H208V226H207ZM224 224V225H223ZM238 224H240L241 226H239ZM4 225V226H3ZM15 225V226H14ZM140 227H139V226ZM154 227H153V226ZM163 225V226H162ZM167 225V226H166ZM170 225V226H169ZM174 225V226H173ZM191 225H192V227H191ZM211 225V226H210ZM216 227H215V226ZM247 225V226H246ZM263 225V226H262ZM138 226V228H141V227H143V228H141L142 230H143V232L142 231H139V234H138V228L136 229L135 227H137ZM144 226H146L145 228H144ZM160 226H162V227H165L166 226V229H167V231H165V228H162V227H160ZM177 226H178V228H180V229H178L177 228ZM186 226V227H185ZM214 226V227H213ZM219 226V227H218ZM220 226H221V228H220ZM225 226V227H227L228 228V230H226V231H223V233L221 232V230H222V228ZM234 226V227H233ZM244 226V228L245 229H249L247 232H245V231H242V229L244 230V228H242ZM249 226H250V228H249ZM14 227V228H13ZM128 227V228H127ZM130 227V228H129ZM148 227V228H147ZM158 227H160V228H158ZM184 227L187 229H185V231H187V232H189V233H187V232H185V231H183L184 230ZM202 227V228H201ZM208 227V228H207ZM246 227H248V228H246ZM3 228V229H2ZM119 228V229H118ZM135 228V229H134ZM150 228V229H149ZM156 228H158V229H156ZM163 230H162V229ZM172 228H173V230H172ZM174 228H176L175 229V231H174ZM189 228H190V230H189ZM211 228H214L213 229V231H211L212 229ZM218 228H220V229H218ZM118 229V230H117ZM122 229V230H121ZM126 229H128L127 231H126ZM149 229V230H148ZM240 229V230H239ZM125 231V233L126 234H128V235H125V233H123L124 231ZM133 230V231H132ZM145 230V231H144ZM152 230V231H151ZM168 230H170V231H168ZM177 230V231H176ZM197 230H198V232H197ZM209 230V231H208ZM250 230H252V231H250ZM117 231V232H116ZM118 231H120V232H118ZM135 231H137V232H135ZM148 231V232H147ZM151 231V232H150ZM159 231V232H158ZM160 231H162L161 233H160ZM164 231V232H163ZM173 231V232H172ZM192 231V232H191ZM229 233H228V232ZM3 232V233H2ZM6 232V233H5ZM42 232H43V234H42ZM132 234V235H130V233ZM136 233V234H138V235H136V234H133V233ZM142 232V234H140ZM153 232H154V234H153ZM158 232V236H156V233ZM209 232H214V235H213V238L212 239H214V240H210V241H208L209 239H208V237H207V235L209 234ZM226 234H225V233ZM146 233H148V234H150L149 235V237H148V235L146 236V238H145V235H146ZM161 235H160V234ZM165 233V235H166V237H167V239H168V242L170 243H167V239H166V237H165V235H163ZM171 233V234H170ZM174 234V236H175V239H182V241H183V243H180L181 244V246L183 245V248H180V250L179 251H177V252H174V250L173 249H175V248H173V245L171 244V241H172V238H170V237H173V234ZM175 233H176V235H175ZM181 233H184V234H180ZM191 233H192V235H191ZM220 233H221V236L224 238V239H222V237L220 236ZM227 233L229 234V235H227ZM231 233V234H230ZM246 233V234H245ZM1 234H2V236H1ZM116 234V235H115ZM118 234H120V235H118ZM145 234V235H144ZM190 234V235H189ZM194 234V235H193ZM198 234V235H197ZM202 234V235H201ZM225 234V235H224ZM118 235V236H117ZM144 235V236H143ZM155 235V236H154ZM9 236V237H8ZM120 236V237H119ZM124 236H126V238L124 237ZM135 236H136V238H135ZM138 236V237H137ZM154 236V238H152ZM162 236V238H160ZM181 236V237H180ZM185 238H184V237ZM217 237V238H215V237ZM225 236V237H224ZM258 236V237H257ZM119 237V238H118ZM144 237V239L141 241V239ZM148 237V238H147ZM169 237V238H168ZM226 237H230V239L229 238H226ZM243 237V238H244ZM41 238H42V240H41ZM118 238V239H117ZM121 238H122V240H123V242H122V240H121ZM125 238V239H124ZM131 238L134 240V241H132L131 240ZM137 238H139V241H138V239ZM149 238H151V239H155V240H157L156 241V247H157V253H159V255L160 254H162V255H160L161 257H163V256H165V257H167L168 258V261L167 262H163V260L162 259H160L159 258V256H157V255H154L153 256V254H151V253H149V252H146L145 253V250L143 249V246L141 247L140 245H143V243H145V242H148V241H150L151 239H149ZM157 238V239H156ZM183 238H184V240H183ZM189 238V239H188ZM194 238H195V240H194ZM200 238V239H199ZM259 238V239H258ZM129 239V240H128ZM136 239V240H135ZM149 239V240H148ZM163 240V242L161 243V241L160 240ZM164 239H166V240H164ZM169 239H170V241H169ZM178 239V240H179ZM187 239V240H186ZM227 239V240H226ZM253 239V240H252ZM13 240V241H12ZM118 240H120V242L118 241ZM125 240V241H124ZM131 240V242H129ZM145 240V242H143ZM177 240V242H180V240L178 241ZM189 240V241H188ZM198 240V241H197ZM216 240V241H215ZM217 240H219L218 242H217ZM225 242H224V241ZM251 240H252V242H251ZM136 241V242H135ZM137 241L139 242V243H137ZM181 241V242H182ZM214 242V243H211V242ZM42 242V243H41ZM121 242H122V244H121ZM128 242V243H127ZM134 242V243H133ZM160 242V243H159ZM186 242H187V244H189L188 246H185V245H187L186 244ZM190 242H192V243H190ZM208 242V243H207ZM221 242H223V243H221ZM3 243V244H2ZM5 243H11L10 245H7V244H5ZM98 243H100V244H103L104 243V240H102L101 242H99L98 241ZM132 243V244H131ZM136 243V244H135ZM141 243V244H140ZM164 243V244H163ZM165 243H167V244H165ZM211 243V244H210ZM217 243H219V244H217ZM2 244V245H1ZM126 244V245H125ZM133 246V244H134V246L132 247L131 245ZM159 244H161L162 246H160ZM195 244V245H194ZM200 244V245H199ZM212 244H217L216 246L215 245H212ZM8 247H7V246ZM122 245V246H121ZM130 245V246H129ZM137 245V246H136ZM166 245H169V247L168 246H166ZM191 245H193V247L191 246ZM212 245V246H211ZM16 246V247H15ZM101 246V245H100ZM127 246V247H126ZM165 246V247H164ZM171 246V247H170ZM189 246H191L190 248H189ZM211 248H210V247ZM214 246V247H213ZM218 246V247H217ZM219 246L220 247H222V250H221V248H219ZM40 247H42V249L40 248ZM123 247V248H122ZM129 247V248H128ZM136 247V248H135ZM139 247V248H138ZM162 247H164V248H162ZM168 247V248H167ZM217 247V248H216ZM116 248H117V251H116ZM133 248H135L134 250L136 251V249H137V251H138V253H137V251H136V253H135V255H134V252L135 251H133ZM142 248V249H141ZM162 250H161V249ZM170 248V249H169ZM195 248V249H194ZM213 248H216V250L214 249L213 250ZM128 249H130V250H128ZM184 249H186V250H184ZM212 249V250H211ZM8 250V251H7ZM10 250V251H9ZM142 252H141V251ZM166 250V251H165ZM206 250V251H205ZM231 249H229V251H230ZM4 251V253H1V252H3ZM118 251H119V253H118ZM128 251V252H127ZM144 251V252H143ZM167 251H169V252H167ZM186 251H188L187 253H186ZM191 251V252H190ZM219 251H222V252H219ZM9 252H11V253H9ZM132 252V253H131ZM140 252V253H139ZM164 252V253H163ZM209 252V253H208ZM217 253V255L215 256V255H213L212 256V254H216ZM8 254V256H7V254ZM47 254L46 256L45 255H43V254ZM124 253V254H123ZM132 255H134L133 257L131 256V254ZM11 254H12V256H11ZM126 254H128L127 256H126ZM146 254H148V256H146ZM166 254V255H165ZM176 254V255H175ZM210 254V255H209ZM222 255V256H220V257H218L219 255ZM15 255V256H14ZM131 256V258H133L132 260H131V258H130V256ZM145 255V256H144ZM183 256V258H180L181 256ZM184 255H185V257H184ZM192 255H194V256H192ZM224 255V256H223ZM253 258L254 259H252V258H248L249 257V255H243V257H241L240 259H239V262L237 261V260H235L236 262H238V263H234V260H233V263H230V264H264L263 262H264V255H261V254H259V253H256V251H253ZM45 256V257H44ZM139 256V257H138ZM152 256L154 257V262H153V260H152ZM157 256V257H156ZM208 258H207V257ZM226 256V257H225ZM261 256V257H260ZM10 257V258H9ZM14 257V258H13ZM45 259H44V258ZM126 257V258H125ZM128 257L130 258V259H128ZM143 259H142V258ZM148 257V258H147ZM151 257V258H150ZM156 257V258H155ZM174 257V258H173ZM177 257V258H176ZM186 257H187V259H186ZM213 257H217L218 258V260H220V261H218L217 259H215V258H213ZM224 257V258H223ZM257 257H259V258H257ZM116 258V259H115ZM145 258V259H144ZM176 258V259H175ZM178 258H180V259H178ZM209 258H210V260H209ZM221 258V259H220ZM226 258V259H225ZM4 259V260H3ZM48 259V260H47ZM121 259H122V261H121ZM137 259V260H136ZM146 259H148L147 261L148 262H146ZM172 259L175 261V260H177V261H172ZM214 259V260H213ZM222 259H223V261H222ZM229 259H232L231 261L229 260ZM259 259V260H258ZM43 260H45V262H43ZM126 260V261H125ZM140 261V263H139V261ZM145 262H144V261ZM150 260V261H149ZM171 260V261H170ZM208 260V261H207ZM228 260V261H227ZM6 261V262H5ZM13 261V262H12ZM116 261V262H115ZM118 261H119V263H118ZM195 261V262H194ZM213 261H215V262H213ZM242 261V262H241ZM253 261V262H252ZM256 261V262H255ZM2 262H4V263H2ZM252 262V263H251ZM219 263V264H220Z\"/></svg>", "mask_w": 264, "mask_h": 264}]
</instances>
